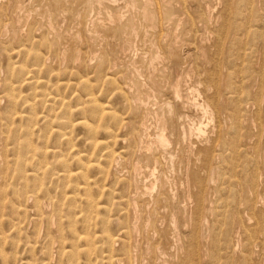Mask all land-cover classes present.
I'll list each match as a JSON object with an SVG mask.
<instances>
[{"label":"rangeland","instance_id":"1","mask_svg":"<svg viewBox=\"0 0 264 264\" xmlns=\"http://www.w3.org/2000/svg\"><path fill=\"white\" fill-rule=\"evenodd\" d=\"M2 1V3H4L3 1L4 0H1ZM1 1H0V6L1 5H3L2 3H1ZM41 1V2H40ZM45 1V2H44ZM48 1H50V0H20V3H19V1L17 0V2L16 3H14L13 5H11L10 6V9H5L4 7L2 8V9H0V15L2 14L3 15V13L5 14V13H9L11 16H15V17H13L15 20H17L19 17V19L20 20H18V21H16L17 22V24H16V22L15 23H11L12 25H10L9 24V27H8V30H9V28L10 29H12V31L11 30H9L8 31V34H7V36L5 37V38H7V39H5L4 38V36L3 37H0V98L2 99V98H4V100H1L0 99V116H2V118L3 117H5V118H3V120H1L0 121V125H4L3 126V131H4V134H6V135H4V136H2L1 135V133H0V146L2 145V147H0V149H2V150H0V151H2V152H0V179H1V183H0V190H1V192H0V264H7L6 262H8V264H10V262L12 261V263L11 264H69V262H71L70 264H86L87 262V264H101V263H103V262H105V264H108L109 262V264H111V263H113L114 261L113 260H115L116 262L119 260V262L118 263H113V264H127V262L128 261H130V259L128 258L129 256L128 255H126V253L124 252V248L122 247V240L124 239L125 240V237H126V234L127 233H129V230H123L124 229V224H126V222L128 221V220H126V216H124V214H125V210L123 209L122 211L120 210L119 212H118V210H116V209H118V207H117V204L116 203H118V202H120V200L122 199V200H126V198H125V196L127 195L126 193H127V191H126V189H125V180L126 179H128V175H130L129 177H131V174L132 173H129V172H132V169H133V166L135 165V163H137V161H139V165H140V170H142V171H139V175H137L138 177L137 178H135V180H134V184H136L137 185V188H138V192H139V194L141 193L140 191H142V193L139 195V196H137L138 197V200L139 199H141L142 201V203H139V204H143V205H145V207H143V208H145V209H143V208H140V207H138L137 208V211L135 212V214L132 212L130 215H129V217H130V227H135V228H137L136 230H138V231H135V232H133V231H131L130 230V238L128 237V239H126V242H131L132 243V245L133 244H136L137 243V246H138V248H137V246L136 245H134L133 246V249L134 248H136V249H139V246L140 245H142L140 248H142V249H139V251L137 252V251H135V253H133L134 252V250H136V249H132V256L134 255L135 257L134 258H136L137 260H136V262H135V259L134 258H132V264H146V262H151V261H153V257L154 256H156V258L158 257V254L157 253H155L156 252V249H154V248H157L158 247V245H169L168 243H166V241H165V239L164 238H162V234L164 235V234H166V232L165 233H163L165 230H166V228H167V225H169V223H170V221H179V223H181V225L178 223V229H177V232H179L180 231V233H182L181 235L182 236H187L188 234H189V232H190V228H192V225H191V222H192V218H194V215L191 213V212H193L194 213V211H195V203L193 202V204H192V201H193V199L194 198H192L191 199V191H189V186H188V188H187V186H185L184 187V185H188L187 184V179H186V181H185V178H187L188 177V174L190 175V173L191 172H197L199 169H200V167H201V169H204V171L202 170V174L201 173H197V176L201 179L200 181H204V184H205V181H206V184L208 183V181L206 180V179H208V173H207V171H205V170H207V167L209 166L208 165V163L206 162V161H203V162H199V164H198V162H196L194 159L197 157V155L198 154H201V156L202 155H204V153L202 154V152H205L211 145H212V141H213V139H214V134L211 132L212 130H211V128H213L212 126H210V128H209V124H211V122H210V119L207 117L206 118V116H208V115H206V113H204V108L203 107H200V105H197V106H199V107H197V106H195V107H193V106H189L188 104H184V105H187V107H185V108H188V109H185V108H179V111L181 112V114H184L185 116H187V117H190L191 116V119L193 120V121H190L191 119L190 118H188V119H190V120H188L189 121V125H187V123L188 122H185V126L187 127H193L194 129H198V127H200V126H202V127H200V129L202 130V133L201 134H199L196 130H193L192 131V134H191V136L193 135V137H190V138H193L194 140L192 141V139H190V141L191 142H193V143H190V144H184V145H179V146H181V147H179V146H176V145H172L171 147H173V146H175V147H173V148H171L170 147V151H171V149H172V152H175V154L174 155H176L177 154V157H182V158H180V161H182L183 160V162H184V165H182L183 163H180L181 164V166L179 165V167L177 168V166H176V168H174L173 170L172 169H169L170 167L172 168V164H171V162H169V163H167V161H169V160H167L168 159V156H165V155H162L163 153H162V151H160V152H157V147H153L154 146V144H153V142L152 143H150V142H148L147 143V149H145V154H144V157H145V155H147V154H152V151L154 152V153H157V154H159L160 156H163V158L164 159H161L160 158V162L162 161V163H165V164H160V165H164V166H161V169L162 168H165V173H167V175H168V179H165L166 178V176L167 175H164L165 173H162V171L160 172V173H162L163 174V177H164V179L163 180H166V181H162V176H160L161 174L160 173H157V177L158 176H160V177H158V180H157V182H155L156 183V185H155V188H160V182L162 181L163 182V186H165V184H166V187H164L165 188V190L167 191V193H169L170 194V198H171V201H169V203H167V204H162V202H163V200L162 199H160V203L162 204H160L159 203V205H161V207H158V204H154L155 206L157 205V207L155 208V206H153L152 205V203H154V202H151L150 201V195L149 194H143L144 192H143V189L142 188H144L145 187V181H147V183L149 182V183H151L152 182V180H154L151 176H149L150 174H151V171H152V168H153V165L151 164V166L149 165L148 166V163L147 164H145V161L142 163L141 162V159L142 158H144L142 155H143V153H144V151L141 153V154H139V157L137 156L138 154L137 153H135V155L133 154V150L131 149V148H129L128 146H129V144H128V142H129V136H128V130L127 129H122V128H119V127H117L116 125H117V123L115 124L114 123V121L112 120V118L113 117H117L118 119H121L122 120V124L123 125H127V123H128V125H132V122L134 123V125L138 122V121H140L141 119H142V114H141V112H139L140 110L139 109H137V107H134L133 108V110L132 111H130V110H128V108H127V105H125L124 103L125 102H121V101H123V100H125L126 98H125V96L122 94V92H118L119 90H118V87H123L124 88V83H126L125 85H127V87H131V83H132V87H131V89L129 90V92H130V94L132 95V97L134 98V97H136V99H140V102H143L144 100L143 99H146L145 101H148V102H150V100L152 101V103L154 104V103H156L155 101H159L160 99H159V97L158 96H155V94H163L164 93V91L166 92V93H164V94H167L169 91H168V89H170V87H171V84H172V82H173V80H174V76L176 75V74H180V72H179V70H178V72L179 73H175V69H174V67H173V64L172 63H174L175 62V60L174 59H176V58H178V57H180V55L182 54V53H184V52H187V50L189 49V48H191V45H189V44H192V43H190V42H193V38H195L194 39V42H193V44H195V45H193L192 44V47L195 49V50H190V51H192V53H194V51H195V53H196V55L198 56V58H196V57H194L197 61H200V62H198V65L200 64L201 66H200V68H204L205 67V65H202L203 63L204 64H206L208 61L209 62H211L212 60H210V59H213V58H215L216 57V59L218 58L220 61L222 60L223 62H221V63H219V65H218V68H217V70H219V71H221L223 74L222 75H224V73H225V69H233V68H235L233 65H232V60L230 61L231 63H229V61H228V58H227V56H228V54H232L231 52H235V53H237L238 52V50H239V46H238V43L236 42V41H229V40H227V39H225V41H224V45L221 47V48H219V47H217L216 45H215V37H214V35L213 34H211V31H209L208 30V28H211V30H214V29H221V22H222V20L221 19H217V18H219V16H217L218 14H220V10L219 9H216V7L217 8H220V9H223V7H221V6H224V4H223V0L222 1H220V0H209V3H208V5H210L211 7H213V10H214V13L216 14V13H218V14H216V16H214L215 14H213V16H212V21H211V23H210V25L209 26H211V27H209L208 26V28H207V30H205L204 29V26H203V24L202 23H200L199 24V22H196L195 24H194V26H189V24L188 23H186V22H188V21H186V14L183 12V10H182V5H180V3L178 4V1L177 0H173L172 2H171V7H174V4H176L175 6V8H171V10H170V13L172 14L171 15V17H170V21L168 20V18L167 17H163V14H162V16H161V19L163 18V20H161V23H162V30L160 29V30H158L157 28L158 27H156V26H154L153 27V25L150 23V22H146L145 21V23H148V24H150V25H146V24H144V21H142L141 20V18H140V16H139V9H136V11L137 12H134L133 13V11H135V8H133V10L132 9H130L129 10V8H128V10H125L124 8L122 9H120L118 12H113V13H111V9H109V10H106V9H104V8H101V9H103L102 11H101V9H95L94 11H95V13L96 14H98V15H96L95 13H93L92 12V14H93V16H92V14L89 16V17H87V21L88 22H90V23H88V22H86V20L84 21V19H86V18H84V16L83 15H81V14H79L80 12H78V2L77 1H74V2H72V4H69L70 6L68 7V4H64V3H62L61 4V6L60 7H58L59 5H57V6H55V5H53V4H51L50 2H52V0L50 1V2H48ZM176 1V2H175ZM207 1V0H206ZM214 1V2H213ZM219 1V2H218ZM30 2H32L33 3V6H31V3ZM36 2V3H35ZM48 2V3H47ZM76 2H77V5H76ZM208 2V1H207ZM213 2V3H212ZM220 2H221V5H220ZM19 3V4H18ZM39 3H42V4H39ZM43 3H46V5H44ZM174 3V4H173ZM17 4V5H16ZM24 4V5H23ZM28 4V5H27ZM39 4V6H37ZM50 4V5H49ZM218 4V5H217ZM37 7H36V6ZM44 5V6H43ZM64 5H66V6H64ZM179 5V6H178ZM215 5V6H214ZM18 6V7H17ZM20 6H22V8L20 7ZM27 6V7H26ZM29 6V7H28ZM51 6H52V9H51ZM74 6H75V9H74ZM14 7V8H13ZM40 7V8H39ZM41 7H43V8H41ZM48 7V8H47ZM57 7V8H56ZM64 9H63V8ZM15 10L14 12L16 13V14H12V13H14L13 12V9ZM17 8H20V9H17ZM24 8V9H23ZM26 8V9H25ZM34 9V14L35 13H37V16H36V14L34 15V14H31L30 12H31V9ZM39 8V9H38ZM60 8H62V9H60ZM17 9V10H16ZM30 10V12L28 11V10ZM45 10V9H47V10H45V11H42V10ZM77 9V10H76ZM173 9H175V10H173ZM181 10L180 11V13H179V11L178 10ZM215 9L218 11H215ZM2 10H4L5 12H3ZM10 10V11H9ZM27 10V12H25ZM49 10V11H48ZM51 10V11H50ZM56 10H57V12L59 13V11L61 10L62 11V14H61V12L58 14L57 12H56ZM71 10V11H70ZM75 10V11H74ZM7 11V12H6ZM9 11V12H8ZM17 11H19V13L17 12ZM20 11H21V13H20ZM44 13V15L43 16H45V14H46V18H43V16H42V12ZM48 11V12H47ZM52 11L54 12H56L57 14H55V16H56V18H57V20L54 18L55 16H54V14H51L52 13ZM65 11V12H64ZM77 11V12H76ZM101 11V12H100ZM187 11V14H188V12H189V14H191L192 13V11L190 10V9H188V10H186ZM190 11H191V13H190ZM30 13V15H29V13ZM33 12V11H32ZM46 12V13H45ZM64 12V13H63ZM74 12H75V14H77L76 16H73V15H75L74 14ZM101 14H100V13ZM106 12H110V14L115 18L116 17V21L112 24V23H109V24H107V25H105L106 27H105V29H104V31L105 30H107V32L106 33H104V31L103 32H100V33H95V31L97 30L96 28L95 29H93V28H91L92 26L93 27H95L94 26V23H92L91 24V21L92 20H96V21H102L103 23H108V21H106V19H107V13ZM123 12H125L124 14H123ZM174 12V13H173ZM177 12V13H176ZM184 14H183V13ZM28 13V14H27ZM39 13H40V15L42 16V19L41 18H39V17H41V16H39ZM48 13V14H47ZM71 13V14H70ZM91 13V12H90ZM117 13V14H116ZM118 13H120V14H118ZM182 13V14H181ZM20 14V15H19ZM60 14H61V16H60ZM68 14V15H67ZM99 14L101 15V16H106V17H101V16H99ZM105 14V15H104ZM167 14H169V13H167ZM174 14V15H173ZM180 14V15H179ZM17 15H18V17H17ZM32 15H33V17L35 18V17H38V18H36V19H34V18H31L30 19V17H32ZM49 15V16H48ZM54 17H53V16ZM58 15H59V17H58ZM64 15H66V18H64ZM116 15H118V16H116ZM123 15L125 16V17H123ZM181 16L182 17V19H181V17H177V16ZM21 16H23V17H21ZM62 16H63V18H62ZM78 16H79V18L80 17H82V18H80V19H77L78 18ZM94 16H97V17H94ZM130 18H129V17ZM17 17V18H16ZM93 17V18H92ZM98 17L100 18V19H98ZM118 17V18H117ZM123 17V18H122ZM174 17H177V18H174ZM184 17V18H183ZM69 18H70V20H69ZM90 18H92V19H90ZM129 19V21L131 20V19H133V20H131V21H134L136 18H137V20L138 21H141V22H138L137 20H135V21H137V23H139V24H137L135 21V23L134 22H128L127 21V19ZM213 18H215V19H213ZM24 21H23V20ZM47 21H46V20ZM53 19V22L51 23V20ZM60 19H62L63 21H65V22H63V21H61ZM123 19V20H122ZM167 19V20H166ZM173 19V20H172ZM176 21H175V20ZM179 19H181V20H179ZM34 21L33 23H34V26H32V24L30 23H28V21ZM56 20V21H55ZM73 20V21H72ZM126 21V23H125V21ZM183 20H185V21H183ZM221 20V21H220ZM39 23V24H37V22ZM42 21V23H43V21L45 22V26H44V24L42 25V23H40V22ZM49 21V23H47ZM68 21V22H67ZM79 21H81V22H79ZM84 21V22H83ZM165 23H164V22ZM26 22V23H25ZM73 22V23H72ZM86 22V23H85ZM177 22V23H176ZM214 22H216L215 24H213ZM35 23H36V26H35ZM47 23V24H46ZM65 23V24H64ZM118 25H116V24ZM119 23H120V25L121 26H119ZM133 23V24H132ZM172 23H173V25H176L177 24V26H172ZM180 23H183V24H181V25H179ZM23 24V25H22ZM26 24V25H25ZM40 24H41V26H40ZM48 24H49V27H48ZM64 25V27H63V25ZM73 24H74V26H73ZM83 26H82V25ZM88 24H91L92 26L90 27V25H88ZM134 25V24H136V25H134V26H132V25ZM170 24V26H172L171 28H170V26H168ZM200 26H202V27H199V25ZM18 25V26H17ZM47 25V26H46ZM66 25H68L69 26V28L67 27H65ZM76 25V26H75ZM86 25H87V27H86ZM131 27H130V26ZM146 25V27L144 28V26ZM197 25V26H196ZM213 25H215V26H217V27H214ZM11 26H13V27H11ZM21 26H22V28H21ZM29 26V27H28ZM30 26H32V27H30ZM43 26V28H41ZM71 26V27H70ZM81 26V27H80ZM111 26H114V27H111ZM121 27V29H119V28H117V27ZM132 28V30H130L129 29V32H131L130 34H129V32H127L128 30H127V28ZM140 26L141 27H143L142 29L140 28ZM147 26H148V28H147ZM183 26L185 27L184 29H183ZM17 29H16V28ZM34 27V28H33ZM50 29V30H48V28ZM51 27V28H50ZM53 27H56V29L55 28H53ZM57 27L59 28L58 29V31L59 32H57ZM73 27V28H72ZM78 27V28H77ZM109 27H110V30H109ZM116 27V28H115ZM167 27V28H166ZM177 27V28H176ZM188 27V28H187ZM189 27H192V28H190V30H189ZM195 27V28H194ZM197 27V28H196ZM28 28V29H27ZM33 28V29H32ZM46 28V30H44ZM72 28V29H71ZM75 28V29H74ZM84 28V29H83ZM86 28V29H85ZM112 28V29H111ZM114 28H115V30H114ZM137 28H139V30L137 29ZM148 30H147V29ZM151 28V29H150ZM186 28H187V30H186ZM199 28V29H198ZM200 28H202V31H201V29ZM213 28V29H212ZM39 29H40V31H39ZM43 29V30H42ZM52 29V30H51ZM60 29L62 30V33H61V31H60ZM73 29H74V31H73ZM77 29V30H76ZM82 29V30H81ZM137 30V32L135 31V30ZM144 29H146L147 31H145ZM169 29V30H168ZM174 29V30H173ZM178 29V30H177ZM196 29H198V31L196 30ZM20 30V31H19ZM42 30V31H41ZM47 30L50 32V33H48L47 32ZM65 30L67 31V32H65ZM70 30V31H69ZM76 30V31H75ZM84 30H85V32H86V30L89 32V34H88V32L87 33H85L84 32ZM113 30H114V32H113ZM119 30V31H118ZM120 30H125V31H123V32H120ZM167 30V31H166ZM170 30H172V32L170 33ZM184 30V31H183ZM195 32H194V31ZM218 30H215V31H218ZM17 32V34H16V32ZM22 31V32H21ZM25 31H30L31 32V36H37L36 38H32L31 36H30V38L26 35V33L28 34V32H25ZM37 31V32H36ZM52 31V32H51ZM78 31V32H77ZM82 31V32H81ZM132 31H134L133 33H135L134 35H136L137 34V36H134V35H131V34H133L132 33ZM139 31V32H138ZM140 31H145L144 33L143 32H140ZM153 31H155V32H153ZM160 31V32H159ZM174 31V32H173ZM178 33H180V35L182 36V38H185V39H179V37H180V35L179 34H177L176 32ZM190 31V32H189ZM191 31H193V32H191ZM204 31V32H203ZM22 33L21 35H20V33ZM25 32V33H24ZM40 32V33H39ZM63 32H64V34H63ZM70 32V33H69ZM72 32V33H71ZM91 32H94V34H92ZM127 32L128 34H125V33ZM147 32H149V33H147ZM164 34H166V35H164ZM199 32H203V33H200L199 34ZM208 32V33H207ZM209 32H210V34L211 35H213V36H211L210 34H209ZM11 33V34H10ZM15 34V37L16 38H12V36ZM39 33V35H37V34ZM44 33H46V34H44ZM47 33H48V35H47ZM51 33H53V34H51ZM58 33V34H57ZM69 33V34H68ZM74 33H78V34H74ZM80 33L82 34V35H80ZM105 35H103V34ZM117 33V35H115L114 36V34H116ZM121 33H123V34H121ZM150 33L151 34H154V35H150ZM172 33H174V34H172ZM191 33H192V35H191ZM208 34V36H207V34ZM54 34H55V36H54ZM61 34H63V35H65V37L63 36V35H61ZM73 36H72V35ZM86 34L87 35H92V37H94V38H92L93 40V42H95L97 45H98V47L97 46H95L96 44H93L92 42H90V46H92L93 48H94V50H96V53L94 54V58H92L93 60H90V62H89V64L88 65H92L93 67V69L94 70H92V68L89 66L88 68H82V66L80 65L79 66V64H81V63H78L79 61L81 62V60H80V58L76 61L75 60V55H77L76 53L78 52V54L79 53H81V52H83V50H84V46H85V43H84V38L86 37ZM101 34V35H100ZM110 34H111V36H110ZM138 34H144L143 36H141V35H138ZM176 34V36H173V35H175ZM194 34H197L198 35V37L196 36V35H194ZM203 34V35H202ZM23 35V36H22ZM41 35V36H40ZM44 35H46V36H44ZM53 35V36H52ZM57 35H60V36H58L59 38H62V40L61 39H56L55 37H57ZM70 35V36H69ZM76 36V38H75V36ZM77 35L79 36L78 37V39H77ZM95 35L97 36V35H99V36H97L96 38H95ZM120 35V36H119ZM165 37V38H163V36ZM171 36V37H169V36ZM186 35V36H185ZM211 37H210V36ZM19 36H22V37H24V38H22V37H19ZM27 36V37H26ZM61 36H63V37H61ZM66 36L67 37H70V40H69V38H67L66 39ZM104 36V37H103ZM107 36V37H106ZM125 36V37H124ZM128 36H130V39H135L134 41H132V40H128L127 41V39H129L128 38ZM138 36H140V37H138ZM148 37V39H147V37ZM168 36V37H167ZM179 36V37H178ZM184 36V37H183ZM188 36V37H187ZM189 36H191V37H189ZM202 36V37H201ZM206 36H207V38H206ZM40 37V38H39ZM46 37V38H45ZM51 37H53V40L54 41H52V40H50V38ZM57 37V38H58ZM72 37V38H71ZM73 37H74V39H73ZM111 37V39H113V40H109V38ZM118 37H120V38H118ZM135 37V38H134ZM143 37H145L144 39H146L145 40V42H150V43H145L146 45L144 46V48L146 49H144L143 48V46H140V44L142 45V42H143ZM155 39V45H154V43H152V42H154V41H152V40H154L153 38ZM173 37H174V40H171V39H173ZM187 37V38H186ZM205 37V38H204ZM29 38V39H28ZM32 38V40H30ZM37 38H39V39H37ZM63 38H65V39H63ZM80 38V39H79ZM115 38H117V39H115ZM138 38V39H137ZM158 38L161 40V42L158 40ZM168 38H170L169 40H171V41H174L173 43H171V45L172 46H174V48H175V46H176V48L174 49V50H176V51H174V52H176L175 54H174V57H173V55L171 54H169V52H167V49H168V47L167 46H165L164 44H166L167 42H170L169 40H168ZM188 38H190V39H188ZM213 38V39H212ZM11 39H13V40H11ZM18 39H19V43L17 42L18 41ZM28 39V40H27ZM52 39V38H51ZM76 39H77V41L78 42H75L76 41ZM97 39V41H95ZM98 39H100V40H98ZM119 39H121V40H119ZM125 39V40H124ZM140 39V40H139ZM158 41H157V40ZM168 41H167V40ZM203 41H202V40ZM205 39V40H204ZM208 39H210L209 41H212V42H209L208 41ZM6 41L5 43L3 42V41ZM17 40V41H16ZM40 40V41H39ZM61 40V41H60ZM65 40H68L67 42L65 41ZM71 40L75 43V45H74V43L73 42H71ZM83 40V41H82ZM106 40H108V42L106 43ZM164 40H166V41H164ZM176 40H178L177 41V43L178 44H176L175 45V41ZM179 40H186V41H189V42H180ZM197 40V41H196ZM1 41H2V43H1ZM8 41H9V44H8ZM17 43H16V42ZM25 41V42H24ZM27 41V42H26ZM36 41H37V43H36ZM46 41H47V43H46ZM59 41V42H58ZM82 41V42H81ZM98 41H101L100 43L101 44H99L98 43ZM103 41L105 42V43H103ZM114 41V42H113ZM116 41V42H115ZM118 41V42H117ZM124 41V42H123ZM135 41H139V42H135ZM142 41V42H141ZM196 41V42H195ZM200 41H202L201 43H204V44H199V42ZM205 41H207V42H205ZM15 42V43H14ZM36 44H35V43ZM110 42V43H109ZM111 42H112V44H114L115 46H121L122 48H120V47H118V48H120V49H117L116 47L114 48L113 46H111V48H110V45H112L111 44ZM121 42L123 43V44H125V42H126V45L129 47L130 46V49L132 50H130L129 48H127V47H125L126 45H122L121 44ZM164 42H166V43H164ZM23 43H25V44H23ZM39 43V44H38ZM70 43H71V45H70ZM78 43V44H77ZM81 43L82 44H84V45H81ZM110 45H109V44ZM116 43V44H115ZM131 43L133 44L132 46H133V48H132V46H131ZM138 43V44H137ZM186 43V44H185ZM187 43H189V44H187ZM198 43V44H197ZM210 43V44H209ZM14 44H18V45H14ZM23 44V45H22ZM31 44V45H30ZM41 44V45H40ZM42 44H43V46H44V48H42L43 46H42ZM45 44V45H44ZM54 44H55V46H54ZM60 44H61V46H60ZM91 44H93V45H91ZM105 44H108V45H105ZM130 44V45H129ZM148 44H151V45H148ZM160 44V45H159ZM180 44V45H179ZM181 44H183V45H181ZM185 44V45H184ZM206 44V45H205ZM210 45H212V47H210L211 49H208L209 48V46ZM229 44H232V45H229ZM15 46L14 48L12 47V46ZM34 45V46H33ZM37 45H40L41 46V48H39ZM58 45V46H57ZM66 45H68V47L69 48H67V46ZM73 45H74V47H73ZM80 45L82 46V47H80ZM134 45H135V47H134ZM139 45V46H138ZM178 45V46H177ZM197 45V46H196ZM207 46L208 48L207 49H205V48H203L204 46ZM229 45V46H228ZM5 46V47H4ZM6 46H8V48L6 47ZM17 46V47H16ZM20 46V47H19ZM53 46V47H52ZM56 46H57V48H56ZM100 46H102V47H100ZM109 46V47H108ZM138 47V49L140 50V52L138 53V49H136L137 47ZM152 46H155V47H153V48H151ZM179 46H181L180 48H179ZM227 46V47H226ZM23 47H24V49H23ZM35 47V48H34ZM60 47V48H59ZM61 47H62V49H61ZM72 49H71V48ZM78 49H77V48ZM108 49H107V48ZM141 49H140V48ZM163 47H165V48H163ZM188 47V48H187ZM196 47V48H195ZM3 48V49H2ZM8 49V51H7V49ZM11 48H13V49H11ZM15 48L17 49V50H15ZM18 48H19V50H18ZM26 48H27V50H26ZM55 48H56V50H55ZM65 48V49H64ZM66 48H67V50H66ZM102 48V50L100 51L99 49H101ZM103 48H105V49H103ZM127 48V49H126ZM134 48H135V50H134ZM149 48V49H148ZM157 48V49H156ZM213 48H215V49H213ZM228 48H230V49H228ZM238 48V49H237ZM4 49H6V50H4ZM35 49V50H34ZM40 49H41V52H40ZM43 49L45 50V52L43 51ZM58 49L60 50L59 52H58ZM64 49V50H63ZM69 49V50H68ZM74 49V50H73ZM78 50L77 52H75L76 50ZM79 49H81V51L79 52ZM98 49V50H97ZM115 49H117V50H115ZM124 49H126V52H129V54L130 55H128V53H124ZM128 49H129V51H128ZM142 49H144V50H142ZM164 49H166V51L164 50ZM183 49V50H182ZM197 49V50H196ZM204 49V50H203ZM12 51V52H10V51ZM38 50V51H37ZM50 50V51H49ZM72 50L74 51L73 53H71L72 52ZM108 50V51H107ZM113 50H115L116 51V53H118L119 52V50H122L121 52H119L118 54H116V53H114L113 52ZM149 50V51H148ZM152 50V51H151ZM161 50V52H159ZM179 50V51H178ZM201 50V51H200ZM208 50V52H210V54H208L206 51ZM226 50V51H225ZM5 51V52H4ZM7 51V52H6ZM16 51H18V52H16ZM20 51H22V52H20ZM27 51V52H26ZM38 52V53H34V52ZM47 51H48V53H47ZM52 51V52H51ZM56 51V52H55ZM65 51H67L68 53L70 52V54H67V52H66V55H65ZM86 51V49L84 50V52ZM98 51V52H97ZM102 54H104V55H101V53ZM102 51H104V52H102ZM131 51V52H130ZM147 53H146V52ZM153 51H154V53H153ZM23 52H25V53H27L26 54V56L24 57V54L25 53H23ZM50 52V53H49ZM62 52V53H61ZM83 52V53H84ZM135 52H137V53H135ZM148 52H150V53H148ZM156 52V53H155ZM165 52H166V54H165ZM226 52V53H225ZM18 53V54H17ZM22 53H23V55H22ZM48 55H47V54ZM58 54V56H57V54ZM99 53V54H98ZM106 53H107V55H109V56H106ZM113 53V54H112ZM121 53H123V54H121ZM132 53H135V54H132ZM144 53V58H142L141 56H142V54ZM153 55H152V54ZM168 53V54H167ZM203 53H204V55H203ZM234 53V54H235ZM31 54L33 55V56H35V57H37V60H34V59H36V58H34L33 56H31ZM36 54V55H35ZM41 54V55H40ZM43 54V55H42ZM44 54H45V56H44ZM62 54V55H61ZM115 54H116V56H115ZM155 54V55H154ZM156 54H158V55H156ZM160 54V55H159ZM201 54V55H200ZM207 54H208V56H207ZM217 54V55H216ZM18 55H20V56H18ZM22 55V56H21ZM47 55V56H46ZM49 55H53L52 57L53 58H55V59H57V60H55V59H52L51 58V56L50 57H48ZM68 55V56H67ZM72 55H74V56H72ZM96 55V56H95ZM97 55H99V59L98 58H96V57H98ZM112 57H111V56ZM120 55V56H119ZM121 55H122V59L120 60V59H118V58H116V57H118L119 56V58H121ZM124 55H128V57L127 56H125L124 57ZM133 55V56H132ZM139 55H141V56H139ZM166 55H169L168 57L166 56ZM176 55H178V56H176ZM226 55V56H225ZM43 58H41V57ZM57 58H56V57ZM66 56H67V58H66ZM151 56H153V58L155 59L156 58V60H154V59H152L151 58ZM155 56V57H154ZM157 56H158V58H157ZM160 56V57H159ZM164 56V57H163ZM204 56V57H203ZM40 57V58H39ZM65 57V58H64ZM70 57V58H69ZM73 57V58H72ZM101 57H111L110 59H106V58H104V59H106L107 61H105L104 59H102ZM124 57V58H123ZM206 57H209V58H206ZM212 57V58H211ZM252 57H253V60H251L252 59ZM22 58H24V59H22ZM61 58V59H60ZM96 58V59H95ZM102 59V61L100 62V60ZM115 58V59H114ZM136 58H140V59H143V60H138V61H135L136 60ZM149 58H151L150 60H149ZM164 58V59H163ZM168 58H171V59H169V61H167L168 60ZM42 59V60H41ZM50 59H52L51 61H49ZM60 59V60H59ZM63 59V60H62ZM65 59V60H64ZM68 59V60H67ZM71 59H73V61L71 60ZM112 59H113V61H112ZM132 59V60H131ZM134 59V60H133ZM157 59H159L158 60V62L160 61V63H159V65L157 64L158 62H156L157 61ZM166 59V60H165ZM202 59H204V60H202ZM208 59V60H207ZM226 59V60H225ZM229 59H232V58H229ZM23 60H24V62H23ZM55 60V61H54ZM66 60L67 61H69L70 60V62H66ZM95 60H97L98 62H96ZM124 60V61H123ZM130 60L131 62H129V63H131V64H129V63H126V62H128V61ZM145 60V61H144ZM146 60H148V63L146 62ZM163 60H165V61H163ZM172 60V61H171ZM226 62H225V61ZM53 61H54V63H53ZM62 61V62H61ZM103 61H105V62H103ZM115 61V62H114ZM122 61V62H121ZM126 61V62H125ZM139 61H140V63H139ZM166 61L169 63L168 65H167V63H166ZM205 61V62H204ZM50 62V64H48ZM65 62V64H63ZM77 62V63H76ZM99 62H100V64H99ZM111 62V63H110ZM121 64H120V63ZM138 62V63H137ZM146 62V63H145ZM153 62V64H150V63H152ZM255 62V64L257 63V61H256V57H255V54L253 55H251L250 56V58L247 56V64H245L244 66V71L245 72H248V70H249V73H251V74H253L254 72H255V64H252V63H254ZM62 63V64H61ZM107 63H110L109 64V66L107 67ZM113 63H115V67L116 68H118V67H121V68H123L122 70H125L126 71V73L128 72V74L126 75V73H125V71H122V70H120V68L118 69V70H120V71H118L116 68H114V67H112V69L110 70V68L109 67H111V66H113V65H111V64H113ZM72 64V65H71ZM94 64V65H93ZM118 64H120V66L118 65ZM124 66H123V65ZM127 64H129L130 66H128ZM133 64H134V67L136 68H134V67H131V65L133 66ZM148 64H150V66L148 65ZM172 64V65H171ZM226 64L227 65V67H225L224 65ZM229 64H231V65H229ZM12 65H14V66H12ZM52 65V66H51ZM54 65V66H53ZM62 65H64V66H62ZM70 65V66H69ZM74 65H75V67H74ZM76 65H77V67H76ZM98 65H104L103 67H104V69H102L103 67L102 66H98ZM135 65H137V66H135ZM145 66V68H144V66ZM155 65V66H154ZM164 65V66H163ZM212 65H214V64H212ZM223 65V66H222ZM254 65V66H253ZM10 66V67H9ZM25 66V67H24ZM41 66V67H40ZM43 66V67H42ZM59 66V67H58ZM62 66V67H61ZM71 67V69L69 68V67ZM98 66V67H97ZM143 68H142V67ZM147 66V67H146ZM152 66H154V67H152ZM168 66V68H165V67H167ZM173 68H172V67ZM208 66V65H207ZM210 66V65H209ZM19 67H22V68H24V69H26V76H25V74H22V76H21V74L17 71L18 70V68ZM127 67H130V68H127ZM149 67V68H148ZM152 67V68H151ZM160 68V69H157V68ZM164 67V68H163ZM199 67V66H198ZM211 67V66H210ZM210 67H208L207 69H210L211 70V68ZM47 68V69H46ZM51 70H50V69ZM56 68V69H55ZM95 68H97V70L99 71L97 74H96V69ZM109 68V69H108ZM139 68V69H138ZM153 68H155V70H154V72L152 71V69ZM52 69H53V71H52ZM54 69H55V71L56 72H54ZM66 69V70H65ZM67 69H69L68 71H67ZM86 69H88V70H92V72L91 71H89L88 73H93V71H94V73L93 74H91V75H88V73H87V71L88 70H86ZM101 69V70H100ZM131 70V72L130 71H127V70ZM132 69H133V71H132ZM148 69L150 70L149 72H151V73H149L148 72ZM167 69H169V70H167ZM12 70V71H11ZM61 70V71H60ZM78 70V72H82V74H81V72L80 73H78V72H76V71ZM107 70H108V73H107ZM115 70V71H114ZM118 72H117V71ZM134 70H138V72H134ZM140 70H143V71H140ZM156 70H157V73H158V71H159V74L160 75H163V73H164V75H163V79H161L162 78V76H160V75H158V74H156ZM160 70H161V72H160ZM174 70V71H173ZM16 71H17V73H16ZM45 71H46V73H45ZM48 71V72H47ZM52 71V72H51ZM111 71H113V72H117L116 74L115 73H112ZM59 72V73H58ZM85 72H86V74H85ZM130 72V73H129ZM143 72V73H142ZM146 72H148L147 73V75H145L146 74ZM163 72V73H162ZM171 72V73H170ZM174 72V73H173ZM49 73H51V74H49ZM55 73V74H54ZM58 73V74H57ZM61 73H62V75H61ZM69 73V74H68ZM74 73H75V75H74ZM78 73V74H77ZM155 73V74H154ZM162 73V74H161ZM16 74H17V76H16ZM73 74V75H72ZM83 74H84V76H83ZM111 76H110V75ZM126 76H125V75ZM131 74V75H130ZM132 74H134V75H132ZM136 74V75H135ZM146 76H144V75ZM169 74V75H168ZM33 75V76H32ZM63 77H61V76ZM116 75V76H115ZM142 76V78H141V76ZM156 75V76H155ZM16 76V77H15ZM31 76V77H30ZM67 76V77H66ZM76 76V79H78V80H76L74 77ZM80 77V78H77V77ZM86 76V78L84 79V77ZM89 76V77H88ZM105 76H106V78H105ZM114 76V77H113ZM129 76V77H128ZM131 76V77H130ZM136 76V77H135ZM149 76H151L150 78H149ZM160 76V77H159ZM37 77V78H36ZM46 77V78H45ZM88 77V78H87ZM111 78L112 79V82H111V79H109V78ZM123 77V78H122ZM128 77V78H127ZM132 77H135V78H132ZM140 77V78H139ZM155 77H158V78H155ZM169 77H170V79H171V81H170V79H169ZM183 77H185V76H183ZM34 78V79H33ZM38 80V82H40V84H42V86H37L36 87V89H35V91H38V92H40V91H42V93H46V94H50L51 93V97H53L54 99H55V101H50V98L49 97H44L43 99H44V101H46V102H43V103H39V106L37 105V106H35L33 109H30V108H28V107H26L25 105H22V103L20 102V100H18L20 103H18V106L16 107L17 109H18V111H17V109H15V113H16V116H15V114H14V116H13V110L12 109H10V105L8 104L9 102L6 100L7 99V91H5L6 90V88H5V85L6 84H9V83H13L14 85H19L21 88H20V96L22 97V98H30L31 97V94H30V92L32 93L33 92V89H32V87L33 86H31V82L32 81H34V80H36V79ZM53 78V79H52ZM66 80H65V79ZM94 78V79H93ZM113 78H115V79H113ZM117 78H119L120 80H118L117 82L115 81V80H117ZM125 78H126V81H125ZM130 78V79H129ZM139 78V80H135V79H138ZM149 79L148 81L149 82H151V83H153V85L151 84V83H148L147 81H146V79ZM8 79V80H7ZM17 79H18V81H17ZM25 79H30L29 81H27V80H25ZM40 79H43V81H41ZM52 81H51V80ZM55 79H56V81H55ZM58 79V80H57ZM61 79H63V80H61ZM76 80L75 81V83L76 84H74V81H72V82H70L71 80ZM81 79V80H80ZM142 79V80H141ZM156 79H160V80H162V82L160 81V80H156ZM193 79H195L196 81L198 80V82H196L195 80H193ZM80 80V81H79ZM91 80H92V82H91ZM125 81V82H123V81ZM153 80V81H152ZM7 81V82H6ZM51 81V82H50ZM58 81H60V82H58ZM61 81L62 82H64L65 81V84L64 83H61ZM114 81V82H113ZM119 81L121 82V84L122 85H120L119 84ZM127 81L128 82H130L131 81V83H129L130 84V86H129V84L127 83ZM137 81V83H134V82H136ZM157 81H159L160 83L159 84H161L160 86H157L158 85V83H155V82H157ZM164 81H165V83H167V84H165L164 83ZM168 81H170V85H168L169 84V82ZM184 81H185V83H186V85H183V84H185L184 83ZM186 81H188V83L186 82ZM194 82V84L192 83V82ZM202 81H204V79H203V77L202 78H195V77H192L191 79H190V81H189V79H183V82L181 83V85L180 86H182V87H180V88H182V90H198V91H204L205 90V88L206 87H209L208 86V84L204 81V82H202ZM19 82V83H18ZM20 82H21V84H20ZM43 82V83H42ZM57 82V83H56ZM111 82V83H110ZM138 82L139 83H142V85L143 86H145L146 85V87L150 84V89L147 87H142V86H139V88L138 87H136L137 86V84H138ZM251 82V81H250ZM18 83V84H17ZM53 84L54 85V83H55V85L54 86H52L51 84ZM67 83V84H66ZM79 83H80V85H79ZM84 83V84H83ZM86 83H87V85H86ZM110 83V84H109ZM114 83V84H113ZM117 83V84H116ZM134 83V84H133ZM164 83V84H163ZM191 83V84H190ZM28 84V85H27ZM72 84V85H71ZM136 84V85H135ZM70 85L72 86V88L70 87ZM76 85V87H74ZM117 85H120V86H117ZM165 85V86H164ZM189 85V86H188ZM190 85H192V86H190ZM200 85V88L202 87V85H204L203 87H202V90L198 87ZM253 85V84H252ZM252 85H251V83L249 84L248 83V85L247 86H249L247 89H251L252 88ZM29 86V87H28ZM58 86V87H57ZM62 86V87H61ZM84 86H86V87H84ZM88 86H90V88H88ZM151 86H156V87H160L159 88V90H161V92L160 91H157L158 90V88H155V87H152L151 88ZM167 86V87H166ZM185 86H187L186 88H185ZM223 86V85H222ZM45 88L44 90L45 91H43L42 90V88ZM52 87V88H51ZM60 87V88H59ZM84 87V88H83ZM97 87V88H96ZM98 87H101V88H99L100 90H99V92L102 90V92H97V90H98ZM142 87V89H141V91H143V92H141V91H139L138 92V90H140V88ZM193 87H195V88H193ZM198 87V88H197ZM40 88H41V90H40ZM64 90H63V89ZM66 88V89H65ZM82 88V89H81ZM91 88H94V90H92ZM135 88H137L136 90H135ZM147 90H146V89ZM154 88V89H153ZM165 88V90H162V89H164ZM179 88V89H180ZM224 88V87H223ZM227 88V87H226ZM28 89H30V90H28ZM68 89V90H67ZM70 89V90H69ZM72 89V90H71ZM211 89V90H210ZM49 90V91H48ZM89 90V91H88ZM146 90V91H145ZM150 90H151V92H153L152 94H151V92H150ZM155 90V91H154ZM181 90V91H182ZM209 91L206 93V94H202V93H205V91L204 92H202L199 96H194V94L193 95H190L189 96V98H190V102L191 101H193V99L197 102V103H201L202 104V101L206 98V97H204V96H206V95H208V94H212L213 93V89L210 87L209 89H208ZM68 91V92H67ZM93 91H95V92H93ZM126 91V90H125ZM135 91V92H134ZM149 91V92H148ZM158 92V93H155V92ZM163 91V92H162ZM211 91V92H210ZM225 91H226V93L222 90V88H221V92H220V95L221 94H223L222 96H223V98H225L226 96L224 95V94H227V92H228V88L227 89H225ZM78 92V93H77ZM81 92V93H80ZM83 92H84V94H83ZM127 92V91H126ZM134 94H133V93ZM145 92V93H144ZM222 92H224V93H222ZM6 93V94H5ZM24 95H23V94ZM54 93V94H53ZM62 93V94H61ZM69 93V94H68ZM111 93L114 95V96H116V98L117 99H115L114 98V100H113V98L112 97H114L113 95L111 96ZM140 95H142V96H138L139 94ZM143 93V94H142ZM148 93H150V94H148ZM5 94V95H4ZM53 94V95H52ZM59 94H61V96L59 95ZM67 94V95H66ZM94 94H97V96L96 95H94ZM105 94V95H104ZM135 94H137V95H135ZM145 94V95H144ZM149 96H148V95ZM154 94V95H153ZM182 94L184 95L185 94V92H183L182 91ZM3 95V96H2ZM57 95V96H56ZM69 95V96H68ZM90 95H93V98H95V100H96V103H97V105L98 106H100L101 108V110L97 113V115H98V118L96 119V120H93L92 118H91V116L90 115H88V112H85L84 113V110L85 109H87L86 111H90V108H91V105H86V102H87V100L90 98ZM109 95V96H108ZM135 95V96H134ZM79 96V97H78ZM145 96V97H144ZM154 97V99H153V97ZM191 96H192V100H191ZM98 97V98H97ZM137 97H139V98H137ZM147 97H149V98H151V99H149V98H147ZM155 97H157L156 99H155ZM66 98V99H65ZM110 98V99H109ZM124 98V99H123ZM196 98V99H195ZM158 99V100H157ZM197 99H199V100H197ZM203 99V100H202ZM38 100V99H37ZM61 100V102H59ZM63 100V101H62ZM105 100H107L106 102H105V104H104V101ZM155 100V101H154ZM103 101V103L101 104V102ZM144 101V102H145ZM154 101V102H153ZM181 101H183V103H184V96H182V98H181ZM81 102L83 103V107H81L80 106V104H81ZM119 102V103H118ZM98 103H100V104H98ZM114 103V104H113ZM121 103V104H120ZM151 103V102H150ZM68 104V105H67ZM219 104H221L220 106H223L224 107V105H223V103H219ZM20 105V106H19ZM52 105H54L55 107H53ZM66 105V106H65ZM73 105V106H72ZM48 106V107H47ZM56 106H57V108H56ZM69 106V107H68ZM79 106V107H78ZM114 106V107H113ZM220 106L218 105L217 107L218 108H220ZM20 107H22L21 108V110L19 109ZM42 107V108H41ZM66 107H67V109H66ZM87 107V108H86ZM223 107H221V108H223ZM40 108V109H39ZM47 108V109H46ZM89 108V109H88ZM122 108H124V109H122ZM154 108H155V110H154ZM189 108H191V109H189ZM192 108H194V109H192ZM202 108V109H201ZM29 109V110H28ZM34 109H36V110H34ZM37 109H38V111H37ZM134 109H137L136 111H134ZM184 109H185V111H184ZM201 109V110H200ZM209 109H211L209 112H211V111H214L215 110V107H210ZM12 110V111H11ZM34 110V111H33ZM50 112H49V111ZM51 110H52V112H51ZM150 110H152V112L151 111H147V115L145 116V118H149L150 120L149 121H147V124L150 126V128H153L152 129V131L155 129V124L154 123H156V121H157V119H156V117L157 118H160L161 116H164V117H166L165 115H163V113H161L160 111L158 112V110L156 109V107H152L151 105H150ZM188 110V111H187ZM196 110V111H195ZM17 111V112H16ZM23 111V112H22ZM25 111V112H24ZM32 113H31V112ZM134 111V112H133ZM153 111H155V112H153ZM2 112V113H1ZM6 112H8V113H6ZM129 112V113H128ZM133 112V113H132ZM135 112H138V113H136V114H134ZM189 112V113H188ZM208 112V113H209ZM5 115H4V114ZM34 113V114H33ZM49 113H51V114H49ZM139 113L141 114V116H139ZM155 113H159L160 114V116H159V114L157 115V114H155ZM199 113V114H198ZM26 114V115H25ZM112 115V116H109V115ZM120 114H122V116L123 117H121V115ZM129 115V116H127V115ZM149 114H151L152 115V117H151V115L149 116ZM188 114V115H187ZM191 114V115H190ZM201 114H203V115H201ZM21 115V116H20ZM46 115H47V117H46ZM67 115H69L68 117H67ZM137 115H138V117H137ZM190 115V116H189ZM205 115V116H204ZM210 115V114H209ZM29 116H30V118H29ZM35 116V117H34ZM134 116V117H133ZM192 116H194V117H192ZM22 117V118H21ZM43 117V118H42ZM73 117V118H72ZM76 117V118H75ZM139 118V119H137V118ZM154 117V119H151V118H153ZM204 117V118H203ZM210 117V116H209ZM2 118H0V119H2ZM18 118V119H17ZM24 118H26V119H24ZM28 118V119H27ZM69 118V119H68ZM81 118H82V121L80 122V120H81ZM96 118V117H95ZM94 118V119H95ZM128 118H130V120H128ZM195 118H197V120H195ZM211 118H212V116H211ZM42 119V120H41ZM80 119V120H79ZM131 119H132V121H131ZM133 119H135V120H133ZM155 119H156V121H155ZM199 119V120H198ZM201 119H205V120H201ZM208 119H209V121H208ZM4 120H6L5 122H7V125H5L6 123H4ZM29 121V123L28 122H26V121ZM59 120V121H58ZM128 120V121H127ZM138 120V121H137ZM148 120V119H147ZM73 121H74V123H73ZM75 121H77V123L75 122ZM88 121V122H87ZM137 121V122H136ZM151 121V123H153V124H150L149 122ZM197 121V123H195V122ZM208 121V123H206ZM22 122H24V123H22ZM44 122H46V123H44ZM78 122H79V125H78ZM87 122V123H86ZM191 122V123H190ZM199 122V123H198ZM22 123V124H21ZM27 123V124H26ZM81 123H82V126H80L81 125ZM92 123V124H91ZM195 123V124H194ZM214 123V122H213ZM63 124V125H62ZM84 124V125H83ZM88 124V125H87ZM95 124V125H94ZM191 124H192V126H191ZM198 124V125H197ZM200 124V125H199ZM27 126V127H24V126ZM45 125H47V127L49 128V129H47L46 127V129L44 128V126ZM88 126V128H86L87 126ZM92 125H94L95 127H93ZM111 125V128H109L108 129V127ZM194 125H197V126H194ZM207 125V126H206ZM212 125H214V124H212ZM8 126V127H7ZM72 126V127H71ZM86 126V127H85ZM29 127V129H30V131H31V133L29 134V135H33V137L32 136H29V138L28 137H26V135H27V128ZM33 127V128H32ZM51 127V128H50ZM84 127V128H83ZM90 127H93L94 129H95V132H94V134H90L89 133V128ZM187 127V128H188ZM43 128V129H42ZM69 128V129H68ZM79 128V129H78ZM228 128V127H227ZM227 128H226V130H227ZM17 129H19V130H17ZM25 129V130H24ZM75 129H76V131H75ZM38 130V131H37ZM65 130H66V132H65ZM117 130V131H116ZM203 130H205V132L203 131ZM209 130H211V131H209ZM6 131L8 132V133H6ZM13 131H14V133L15 134H13ZM25 131V132H24ZM63 131V132H62ZM126 131V132H125ZM24 132V133H23ZM36 132H38V133H36ZM230 131H228L227 133H229ZM44 133V134H43ZM47 135H46V134ZM77 133V134H76ZM208 133H210V134H208ZM23 134V135H22ZM65 134H66V136H65ZM84 134V135H83ZM104 134V135H103ZM197 134V135H196ZM15 135V136H14ZM45 135V136H44ZM124 135V136H123ZM198 135H200V136H198ZM209 135V136H208ZM211 135H213V136H211ZM25 136V137H24ZM15 137V138H14ZM36 137H38V138H36ZM91 137V138H90ZM125 137V138H124ZM194 137H196V138H198V137H201V142H199L198 140H200V138H198V140L197 139H195ZM204 137V138H203ZM210 137H213V138H210ZM8 138V139H7ZM41 138V139H40ZM44 138H46V139H44ZM103 138V139H102ZM120 138V139H119ZM124 138V139H123ZM203 138V139H202ZM206 138H208V141H207V139ZM24 139V140H23ZM27 139H29L30 140V146L29 147H27L26 145H27ZM59 139V140H58ZM99 139V140H98ZM108 139V140H107ZM111 139H113V140H111ZM126 139V140H125ZM204 139H206V142H205V140ZM13 140V141H12ZM57 140V141H56ZM121 142H120V141ZM16 141V143H14ZM43 141V142H42ZM105 141V142H104ZM107 141V142H106ZM111 141H113V142H111ZM124 141V142H123ZM209 141H211V142H209ZM63 142V143H62ZM71 142V143H70ZM198 142V143H197ZM3 143H4V147H3ZM7 143V144H6ZM10 143V144H9ZM13 143V144H12ZM69 145H68V144ZM82 143H83V146H82ZM88 143H90V144H88ZM106 143V144H105ZM108 143V144H107ZM111 145H110V144ZM122 143V144H121ZM195 143V144H194ZM197 143V144H196ZM199 143H201V144H199ZM209 143V144H208ZM25 145V146H22L21 147V145ZM34 144V145H33ZM149 144H151V145H153V146H151V145H149ZM194 144V145H193ZM16 145V147L15 148H12V147H14ZM18 145H19V147H18ZM42 145H43V147H42ZM64 147H63V146ZM88 145V146H87ZM101 145H102V148H101ZM110 145V146H109ZM119 145V146H118ZM127 145V146H126ZM190 146V148H192V149H190V148H187V147H189ZM197 145H199V146H197ZM205 145V146H204ZM207 145H208V147H207ZM7 146H8V148H7ZM40 146V147H39ZM54 146H55V148H54ZM107 148H106V147ZM149 146H151V147H149ZM197 146V147H196ZM200 146H204L203 148L202 147H200ZM23 147H24V149H23ZM58 147H59V150H58ZM83 147V148H82ZM90 147V148H89ZM114 147H115V150H114ZM118 147V148H117ZM178 147V148H177ZM199 147V148H198ZM4 148H6V149H4ZM9 148H10V150L11 151H8L9 150ZM21 148V149H20ZM26 148H28L29 149V151L26 149ZM30 148H35L34 150L33 149H30ZM48 148V149H47ZM154 148V149H153ZM184 148V149H183ZM13 149V150H12ZM50 149V150H49ZM53 149V150H52ZM86 149V150H85ZM105 149H107V150H105ZM120 149H121V151H120ZM153 149V150H152ZM179 149L181 150V151H183V153L184 154H182V152L181 151H179ZM202 149V150H201ZM203 149H205V150H203ZM48 150V151H47ZM52 150V151H51ZM77 150V151H76ZM81 150V151H80ZM98 150H100V151H98ZM114 150V151H113ZM123 150V151H122ZM151 150V151H150ZM154 150H156V151H154ZM185 150H186V152H185ZM190 150H193V151H191V153L192 154H190ZM197 150V152H196V154L194 155V151H196ZM201 150V153L199 152ZM219 150V149H218ZM13 151V152H12ZM40 151V152H39ZM71 151H73V152H71ZM78 151H79V153H78ZM106 151H109V152H115V153H123L124 151V153L122 154V157H124V158H121V159H119L120 160V163H118L117 164V168H119V170L117 169V171H116V174H117V176L116 177H118L119 176V178H118V180L119 181H117L115 178H114V176L112 175V174H110V175H108L107 176V174L105 175V174H103L102 173V171L101 170H99V168L96 166V165H94V164H98V163H102V164H104L105 163V160H106V158H105V156H106ZM118 151V152H117ZM148 151V153H146ZM180 153H179V152ZM10 152V153H9ZM13 154H12V153ZM14 152H16V153H14ZM47 152V153H46ZM49 152V153H48ZM51 152H52V154H51ZM58 152H60V153H58ZM80 152H81V154H80ZM41 153V154H40ZM44 153H45V155H44ZM74 153H76L77 154V156L75 157V154ZM106 153V154H105ZM130 153V154H129ZM185 153H186V155H185ZM5 154V156L3 157V155ZM73 154V155H72ZM181 154H182V156H181ZM12 155V156H11ZM24 155V157H22ZM57 155V156H56ZM59 155H62L64 158H65V160H68L67 161V168L65 169L66 171H68V172H70V173H72V174H75V173H78V172H81V170H82V172L84 173V171H83V167H82V165L85 163L84 161L85 160H81L80 162H78L77 163V161L75 162V160L77 159V158H79V157H81V158H84V157H86V158H89L90 159V162L93 164V166L94 167H91L89 170H88V172L87 173H90V175H87L88 176V184H87V186H85L83 183H82V181H80V188H83L84 187V190L82 189V190H80L79 189V191H76V189L77 188H73L74 187V183L73 182H71L68 178H67V175L65 174V170H64V168L63 167H61L60 166V164H59V162L57 161L58 159H60L58 156ZM98 155V156H97ZM184 155V156H183ZM189 155V159L188 158H186L187 156ZM190 155H192L191 157H190ZM50 158H49V157ZM72 156H74L73 158H72ZM142 156V158H140ZM186 156V157H185ZM194 156V157H193ZM12 159H11V158ZM42 157V158H41ZM129 158V159H126V158ZM167 157V158H166ZM234 157H236L237 159H235V160H233V161H231V163L230 164H228L227 166H233L234 167V171H235V173L238 175V180H239V186H240V188H239V186L238 187H230L229 188V186H228V179H229V173H228V171L225 169V170H223V165H225L222 161H220V163H218V165H217V163H216V165H215V167H218V171H219V168H221L222 167V169L218 172V173H220L221 174V172H222V174L220 175V174H218L219 175V177H221L222 178V175L224 176V177H226V178H223V179H221V178H219L218 179V176H217V173H216V177H215V179L214 180H212L211 182H209V184H207V188L205 187V192H204V194H203V196H204V203H205V208H208V209H205V211H206V213H205V217H206V219H207V221H208V224H210V226H208V224H207V226H206V228H208L207 230H203V235H202V237L201 238H198V240L196 241V243H198V246L197 247H195L192 251L194 252V254L193 255H196V256H193V255H186V252H183V251H186L185 250V247L184 246H186V243H185V240H186V238H183V239H181V241H176V243H174V244H177V245H179L180 244V246H183L184 247V250H183V248H180V246L178 247V246H176V249H178V250H176V249H172L170 246L171 245H169V247H167L166 245V247H167V249H166V247H164V246H162L163 248H165L166 250H168L169 249V251H166V250H164L163 248H162V251L165 253V256H167V255H169V256H167V257H165V261H166V264H174V263H188V264H190V263H192L193 261L192 260H195V262H193L192 264H199V263H203V264H210V262H211V264H229V262H230V264H240L239 262L241 261L239 258H240V254H241V252H242V249H244V248H242V247H244L243 245H244V243H243V240L242 239H240V236L238 237L236 234H233V233H236L237 232V230H236V224L235 223H237L236 221L238 220V218L239 217H241L242 216V212H241V207L244 209V203L242 202V200H241V192L240 191H243L244 189V187H245V189H246V187L248 188V186L250 187V185L252 186V190H255V188L256 187H258V188H256V190L260 193V188H261V196L264 198V168H262V166L260 165V167L258 166V168L257 167H253L252 165H250V164H244V162H243V160L242 159H240L239 157H237V156H233V158ZM2 158H4L3 160H2ZM38 158V159H37ZM53 158V159H52ZM58 158V159H57ZM140 160H139V159ZM193 158V159H192ZM9 159V160H8ZM13 159H14V162H13ZM134 159V160H133ZM185 159H187V161L185 160ZM192 159V160H191ZM2 160V161H1ZM37 160V161H36ZM39 160H40V163H38L39 162ZM94 160L96 161V162H94ZM127 160V161H126ZM130 160V161H129ZM142 160H145V158L144 159H142ZM165 160H167V161H165ZM189 160H190V162H189ZM5 163H4V162ZM104 161V162H103ZM134 161V162H133ZM185 161H186V163H185ZM194 161V162H193ZM241 161V162H240ZM3 162V163H2ZM56 162V163H55ZM58 162V163H57ZM84 162V163H83ZM119 162V161H118ZM127 162V163H126ZM238 162V163H237ZM194 163H196V164H194ZM76 164H78V165H76ZM91 164V165H92ZM196 165V166H194V165ZM3 165V166H2ZM21 165V166H20ZM35 167H34V166ZM144 165H147V168L144 166ZM167 165V166H166ZM198 165V166H197ZM220 165V166H219ZM250 165V166H249ZM19 166V167H18ZM55 166V167H54ZM72 166V167H71ZM77 166V167H76ZM96 166V167H95ZM103 166H105V165H103ZM145 168V169H142L143 167ZM169 166V167H168ZM185 166V167H184ZM188 166V167H187ZM191 166H193V168H190ZM242 166L244 167L243 169H242ZM249 166V168L247 169L246 167H248ZM252 166V167H251ZM32 167V168H31ZM75 169H74V168ZM79 167V168H78ZM166 167H167V169H166ZM195 167V168H194ZM225 168H226V165L224 166ZM241 167V168H240ZM263 167H264V165H263ZM11 168V169H10ZM19 168V169H18ZM58 168V169H57ZM61 168V169H60ZM92 168H93V170L94 171H92ZM186 168H188V170L186 169ZM189 168H190V170H189ZM245 168H246V170H248V171H245ZM28 169V170H27ZM32 169V170H31ZM37 169V170H36ZM54 169V170H53ZM55 169H56V171H55ZM60 169V170H59ZM78 169V171H76ZM255 169H256V171H255ZM3 170V171H2ZM20 170V171H19ZM23 170V171H22ZM169 170V171H168ZM174 170H176V171H178V172H176V171H174ZM186 170V171H185ZM262 170V171H261ZM147 173H146V172ZM150 171V172H149ZM171 171H172V173H174L175 175H178V176H175V175H173L172 173H171ZM174 171V172H173ZM182 173H181V172ZM189 171V172H188ZM238 171H240L241 172V175H239L238 174ZM253 171V172H252ZM259 172V175H258V172ZM19 172L21 173V175L20 176H18L19 175ZM36 172H37V174H36ZM59 172V173H58ZM178 173V174H176V173ZM179 172H180V174H179ZM201 172V171H200ZM244 172V173H243ZM247 172H249V173H247ZM262 172V173H261ZM30 173H32V174H30ZM113 173V172H112ZM141 173V174H140ZM184 173V174H183ZM186 173H188V174H186ZM204 173V174H203ZM243 173V174H242ZM245 173H247V174H249L248 176L245 174ZM255 173V174H254ZM3 174V175H2ZM18 174V175H17ZM37 175V176H35L34 177V175ZM39 174V175H38ZM65 175V176H62V175ZM85 174V173H84ZM187 176H186V175ZM201 174V176H199ZM206 174H207V176H206ZM246 175V176H243V177H241L242 175ZM261 174H263V175H261ZM16 175V176H15ZM112 175V176H111ZM121 175V176H120ZM141 175V176H140ZM143 175V176H142ZM170 175V176H169ZM172 175L173 176H175L174 178L172 177ZM181 175H183V176H181ZM202 175L203 176H205V177H202ZM253 175H255L254 176V178H255V180H258L257 178L261 175L262 177H260V178H262V179H260V180H258V181H256V184H254V185H252V184H249V183H253V181H252V176ZM258 175V176H257ZM24 176V177H23ZM29 176H30V179H28L29 178ZM127 178H126V177ZM147 176V177H146ZM180 176H181V178H180ZM251 176V177H250ZM17 177V179H18V177H19V179L18 180H15V178ZM33 177V178H32ZM64 177V178H63ZM125 177V178H124ZM145 177V178H144ZM169 177H171V178H169ZM241 177V178H240ZM245 177V178H244ZM247 177V178H246ZM249 177H250V179H249ZM58 178V179H57ZM101 178V179H100ZM121 178V179H120ZM144 178V179H143ZM148 178H150V179H148ZM177 178V179H176ZM206 178V179H205ZM241 180H240V179ZM242 178H244V180L242 179ZM32 179H36V180H32ZM56 179V180H55ZM171 179H174V180H171ZM246 179L248 180V184L247 183H244L245 181H246ZM31 180V182L29 183V181ZM143 180V181H142ZM149 180V181H148ZM160 180V181H159ZM178 180H180L181 182H177ZM218 180H219V182H218ZM227 180V181H226ZM233 180V179H232ZM231 180V181H232ZM243 180V181H242ZM262 180V181H261ZM18 182V186H17V184H16V182ZM53 181V182H52ZM62 181V182H61ZM183 181H184V183H183ZM220 181H223L224 183H225V181H226V183H225V186H224V183L223 182H220ZM251 181V182H250ZM260 181H261V183H260ZM65 182H66V184H65ZM140 182H143V184L142 185H140ZM169 182V183H168ZM171 182H175V183H171ZM241 182H243V183H241ZM95 183H97V184H95ZM221 183L223 184V185H221ZM254 183H255V181H254ZM16 184V185H15ZM20 184V185H19ZM169 184V185H168ZM172 184V185H171ZM173 184L174 185H176L175 186V188H174V186H173ZM178 184H180V185H178ZM184 184V185H183ZM215 184H217V188H215L216 186H215ZM220 184V185H219ZM261 184H263L262 186H261ZM7 185V186H6ZM32 187H31V186ZM123 185V186H122ZM138 185H140V186H138ZM158 185V186H157ZM168 185V186H167ZM171 185V186H170ZM208 185H210V186H208ZM211 185H212V187H211ZM226 185L228 186V187H226ZM243 185V186H242ZM245 185V186H244ZM246 185H248V186H246ZM255 185H257L256 187H255ZM260 185V186H259ZM15 186V187H14ZM98 186V187H97ZM182 186V187H181ZM215 186V187H214ZM220 186V187H219ZM15 189H14V188ZM18 187V188H17ZM89 187V188H88ZM181 187V188H180ZM208 187H210V191L209 190H207L208 189ZM17 188V189H16ZM29 188L31 189V190H29ZM70 189V191L68 190V189ZM74 190H73V189ZM139 188H141L140 190H139ZM157 189V191H156V193H159V190L160 189ZM169 188H173L172 190L171 189H169ZM176 188H177V190H176ZM213 188V189H212ZM214 188H215V190H214ZM228 188V189H227ZM232 188V189H231ZM20 189V190H19ZM48 189V190H47ZM51 189V190H50ZM188 189V190H187ZM241 189V190H240ZM26 190H28L27 192H26ZM156 190V189H155ZM171 190V191H170ZM185 190V191H184ZM220 190V191H219ZM227 190V191H226ZM228 190H231V191H229L228 192ZM237 190V191H236ZM18 191V192H17ZM48 191H49V193H48ZM72 191H73V193H72ZM130 191H132V189L130 188L129 189V192ZM184 191V193H186V194H184V193H182ZM206 191H208V195L206 194ZM213 191H219L218 193H215L214 194V192ZM222 191V192H221ZM238 192V194H240V196L236 193V192ZM10 192H11V194H10ZM17 192V193H16ZM34 192V194L32 195V193ZM68 192V194H69V192H70V194L68 195V194H66ZM189 194H188V193ZM221 192V193H220ZM224 192V193H223ZM227 192V193H226ZM15 193H16V195H15ZM21 193H23V195L21 194ZM31 195L30 196V198H29V194ZM83 193V194H82ZM109 193V194H108ZM209 193H212V195L213 196H211L210 197V194ZM225 193H226V197H225ZM19 194H21L22 196V198H20V195ZM77 194V198H76V195ZM155 194V192L152 194V197L153 196H155L154 195ZM174 194V198H172L173 196H171V195H173ZM218 194V195H217ZM223 194V195H222ZM232 194L234 195L235 194V196H232ZM17 195H19V196H17ZM82 197H80V196ZM147 195V196H146ZM178 195H179V197H178ZM186 195H187V197H186ZM236 195H238V197L236 196ZM3 197V199H2V197ZM14 196H15V198H14ZM27 196V197H26ZM36 198V201H34V197ZM120 196V197H119ZM146 198H145V197ZM184 196V197H183ZM208 196V197H207ZM218 196V197H217ZM220 196H222V197H220ZM32 197V198H31ZM39 197V198H38ZM73 197H74V200L72 201V199H73ZM139 197H141V198H139ZM162 197H163V195H162ZM182 197V198H181ZM186 197V198H185ZM190 197V201L187 199V198H189ZM210 197V198H209ZM215 197H216V200L218 201L217 202V205L215 206V203H216V200H215V202L213 201L214 199H215ZM219 197L220 198H223V200L222 199H220V201H219ZM231 197V198H230ZM235 197V198H234ZM68 198V200H66ZM86 198V199H85ZM143 198V199H142ZM147 198H149V200H147ZM176 198H177V202H176ZM183 198H185V200H183ZM208 198V199H207ZM232 198H234V199H232ZM71 199V201H69ZM207 199V200H206ZM212 199V200H211ZM231 199V201H229ZM237 199V200H236ZM243 199V198H242ZM9 200V201H8ZM90 200V201H89ZM138 200L136 201V202H138ZM162 200V201H161ZM175 200V201H174ZM11 201V202H10ZM21 203H20V202ZM26 201V202H25ZM39 201H41V203L39 202ZM89 202V203H92L93 204V207L94 208H92V210H90V208H88V206H87V204H86V202ZM117 201V202H116ZM150 201V202H149ZM183 202V203H179V202ZM225 201V202H224ZM232 201H235V205L233 204V202ZM12 203V206H11V204L10 203ZM17 202V203H16ZM22 202H23V206H22ZM35 202V203H34ZM104 202H106V203H104ZM146 202V204H144ZM147 202L150 204L151 203V205H149V204H147ZM176 204H175V203ZM210 202V203H209ZM214 203V204H212V203ZM222 202V203H221ZM228 202H230V203H228ZM238 202H240V203H238ZM241 202H242V204H241ZM14 203V204H13ZM36 203H38V204H36ZM164 203V202H163ZM210 205V206H208V204ZM218 203H219V205H218ZM221 203V204H220ZM231 203L235 206V207H232V205H231ZM9 204H10V206L12 207V208H10V206H9ZM16 204H17V206H16ZM35 204V205H34ZM67 204V205H66ZM72 204V205H71ZM103 204V205H102ZM138 204V205H139ZM182 204V205H181ZM212 204V205H211ZM229 204V205H228ZM13 205H15V206H13ZM38 205H39V207H38ZM49 205V206H48ZM59 205H60V207H59ZM65 205V206H64ZM70 205H71V207H70ZM151 206V207H149V206ZM166 205H168V206H166ZM172 205H173V208H172ZM189 205V206H188ZM193 206L194 207V210L193 209H191L190 208V206ZM221 205V206H220ZM237 205V206H236ZM238 205H240V207L238 206ZM77 206V207H76ZM85 206V207H84ZM153 206V207H152ZM168 207V208H166V207ZM183 206V207H182ZM187 206V207H186ZM217 206H219V207H217ZM4 207V208H3ZM18 207V214L16 213V211L17 210H15L16 208ZM20 207V208H19ZM23 207V208H22ZM69 207V208H68ZM147 207V208H146ZM164 207H165V209H164ZM178 207H179V209H178ZM190 208V209H188L189 210V215L187 216L186 214H187V212L186 211H188L187 209H185V208ZM224 207V209H222ZM226 207V208H225ZM230 207H232V208H234V209H231ZM123 207H119V209H122ZM140 208V210L142 209V210H145V211H147L148 210V208H151V209H153L152 211L149 209L147 212H145L144 211V213H146L145 215H144V213L142 214L141 212H143L142 210L141 211H138V209ZM158 208H161L162 209V211H165V214L166 215H163L162 213H164V212H161V209H159L158 210ZM175 208H177L178 209V211L179 212H181V211H183L182 212V214L181 213H179V212H177V210L175 209ZM182 208V209H181ZM209 208H211V209H213V211H214V213H215V210L216 211H220V212H222V214H224V215H222L221 217H219L220 218V220H218V218H215L214 219V217H218V216H216L214 213H213V215L211 214L213 211L211 210V209H209ZM216 208V209H215ZM239 208V209H238ZM21 209H23V210H21ZM42 209V210H41ZM71 211H69V210ZM81 209H83L82 211H81ZM157 209V210H156ZM172 209V210H171ZM221 209H222V211H221ZM227 209V210H226ZM236 209H237V211H236ZM21 210V211H20ZM64 210H65V212H64ZM77 210H78V212L80 213H78L77 212ZM87 210L90 212V214H88L89 212H87ZM155 210V211H154ZM169 210H171L170 212H169ZM178 213V215H179V217H178V215H177V213H175V211ZM181 210V211H180ZM209 210V211H208ZM228 210H230V211H228ZM15 211V213L16 214H13V212ZM83 211H85V212H83ZM117 211V212H116ZM152 213H151V212ZM154 211V212H153ZM157 211H158V213H157ZM212 211V212H211ZM239 211V212H238ZM243 211V210H242ZM9 212V213H8ZM21 212V213H20ZM43 212H45V213H43ZM69 212V213H68ZM76 212H77V214H76ZM97 212V213H96ZM104 212V213H103ZM140 212V213H139ZM161 212V213H160ZM168 212H169V215H168ZM210 214H209V213ZM234 212V213H233ZM237 212L239 213V214H237ZM23 213V214H22ZM149 213V214H148ZM156 213V214H155ZM186 213V214H185ZM225 213H228V216H227V214H225ZM231 213V214H230ZM88 214V215H87ZM96 214V215H95ZM136 214H138V215H136ZM152 214H154V215H152ZM191 214V215H190ZM230 214V215H229ZM17 215V216H16ZM65 215V216H64ZM67 215V216H66ZM140 215V216H139ZM156 215V216H155ZM177 215V216H176ZM186 217H185V216ZM193 215V217H191ZM207 215H209L210 217H208ZM234 215V216H233ZM238 216V218L236 217V216ZM2 216V217H1ZM63 218H62V217ZM134 218H133V217ZM139 216V217H138ZM144 216V217H143ZM153 217V218H151V217ZM173 216H176V218H174ZM182 216V217H181ZM189 216H190V218H189ZM230 216V218H228ZM81 217H83V219L81 218ZM105 217V218H104ZM120 217H121V219H120ZM139 219H138V218ZM169 217H171V218H169ZM187 217L191 220V221H189V219H188V221H187ZM208 217V218H207ZM233 217V218H232ZM88 218V219H87ZM101 219V220H99V219ZM125 218V221L123 220V219ZM142 218H144L143 220H141ZM150 218V220H148V219ZM174 218V219H173ZM177 218H179V219H177ZM181 218V219H180ZM182 218L184 219V220H182ZM210 218V219H209ZM223 218V219H222ZM1 219H3V221L1 220ZM70 219H71V221H70ZM82 221H80V220ZM86 219V220H85ZM104 219V220H103ZM136 219H138V220H136ZM153 219H154V221H153ZM209 219V220H208ZM212 219V220H211ZM214 219V220H213ZM226 219H228V220H226ZM230 219H231V222H230ZM236 219V220H235ZM79 220V221H78ZM139 220H141L140 222L141 223H143V225H139V226H137L138 224H141L140 222H139ZM145 220V221H144ZM151 220L153 221V222H151ZM180 220H182V221H180ZM215 220H218V221H215ZM225 220V222H223V221ZM9 223H8V222ZM12 221V222H11ZM102 221V222H101ZM134 221V222H133ZM145 223H144V222ZM162 221V222H161ZM177 221H176V223H177ZM210 221H215V222H210ZM220 221V222H219ZM222 221V222H221ZM227 221V222H226ZM71 224L70 226H69V223ZM75 222H76V225H75ZM100 222V223H99ZM122 222H124V223H122ZM138 222V223H137ZM160 222H161V224H160ZM186 222V223H185ZM216 222H217V224H216ZM231 224V226H229L230 224ZM80 223V224H79ZM107 223V224H106ZM132 223V224H131ZM133 223H136V224H133ZM149 223V224H148ZM153 223L155 224V226L153 225ZM163 223H164V225H163ZM193 223V222H192ZM213 223V224H212ZM222 223H225V224H227L226 225V227H225V224H222ZM8 224V225H7ZM12 224V225H11ZM14 224H15V226H16V228H12V227H15L14 226ZM17 224V225H16ZM93 224H94V226H93ZM184 224V225H183ZM188 224V225H187ZM216 224V225H215ZM218 224H219V226H218ZM50 225V226H49ZM83 225V226H82ZM103 225V227L104 226H106V227H104V228H101V226ZM108 225V226H107ZM134 225V226H133ZM182 225H183V227H185V229L182 227ZM220 225H223V226H220ZM81 226V227H80ZM119 226H121V227H119ZM147 226H149V227H147ZM152 226V227H151ZM190 226V228L189 229H187L186 227H189ZM212 226V227H211ZM18 227V228H17ZM93 227H95V228H93ZM100 227V228H99ZM155 228V229H152V228ZM160 227H162V228H160ZM165 227V228H164ZM218 228V231H221L222 230V233H217V228ZM224 228V229H222V228ZM228 227H229V229H230V227H231V232L229 231V229H228ZM235 227V228H234ZM80 230H79V229ZM84 230H83V229ZM106 228H108V230H105ZM121 228V229H120ZM147 228H149V229H147ZM228 229L227 231H228V233H226L227 231L225 230V229ZM82 229V230H81ZM99 229V230H98ZM139 229H143V230H141V231H139ZM160 229H161V231H160ZM180 229V230H179ZM221 229V230H220ZM235 229V230H234ZM2 230V231H1ZM71 230V231H70ZM86 230V231H85ZM104 230V231H103ZM119 230H121V231H119ZM148 231V233H147V231ZM79 231H82V233L84 234V232H85V234L84 235H86V236H84L81 232H79ZM96 232V233H98V235H99V233L101 234V233H104L105 231V235L103 236V237H101V235H103V234H101L100 236H98V235H96V233H93V232ZM101 231V232H100ZM111 231V232H110ZM157 231V232H156ZM205 231V232H204ZM212 231V232H211ZM71 232V233H70ZM123 232H124V234H123ZM161 232V233H160ZM187 232V233H186ZM210 232V233H209ZM216 232V233H215ZM75 233V234H74ZM80 233V234H79ZM159 233V234H158ZM212 233V234H211ZM214 233L216 234V235H214ZM71 234V235H70ZM77 234V235H76ZM82 234V235H81ZM95 234V235H94ZM110 234H111V236H110ZM146 234V235H145ZM184 234V235H183ZM201 234H202V232H201ZM210 234H211V236H210ZM217 234H219V235H217ZM230 234V235H229ZM73 235V236H72ZM144 235V236H143ZM157 235H161V236H157ZM206 235V236H205ZM214 237H213V236ZM220 235H223V237H225V238H223L222 236H220ZM229 235V236H228ZM236 235V236H235ZM12 236V237H11ZM36 236V237H35ZM74 236H75V238H74ZM77 236V237H76ZM82 236V238H80ZM105 236H107V237H105ZM114 236V237H113ZM118 237V238H116V237ZM131 236H133V237H131ZM154 239H151V241L150 240H147V239H150L151 237ZM165 236V235H164ZM233 236H235V237H233ZM35 237V238H34ZM71 237V238H70ZM83 237H85V239H83ZM102 239H101V238ZM124 237V238H123ZM136 237V238H135ZM142 237V238H141ZM207 237V238H206ZM209 237H213V238H210L209 239ZM236 237H238V238H236ZM111 238H114V239H111ZM155 238H157V239H155ZM159 238V239H158ZM188 238V237H187ZM204 238V239H203ZM216 238V239H215ZM222 238V239H221ZM226 238H228V240L229 241H227L226 240ZM2 239V240H1ZM68 239V240H67ZM71 239H72V241H71ZM82 239V240H81ZM87 239V240H86ZM122 239V240H121ZM144 239V240H143ZM162 239V240H161ZM219 239H221V240H219ZM225 239V240H224ZM35 240V241H34ZM83 240H84V242H86V243H84L83 242ZM104 240V242H102V243H100L101 241H103ZM112 240L113 241H115V243L114 244H112ZM118 240H120V241H118ZM123 240V241H124ZM137 242H136V241ZM157 242H156V241ZM161 240V241H160ZM203 240V241H202ZM204 240H205V242H206V244H205V242H204ZM207 240V241H206ZM239 240H240V242H239ZM242 240V241H241ZM46 241V242H45ZM61 241V242H60ZM99 242V244L97 243V242ZM133 241H135V242H133ZM149 242V243H147V242ZM153 241V242H152ZM159 241H160V243H159ZM165 241V242H164ZM183 241V242H182ZM212 241V242H211ZM213 241H215V242H213ZM225 241V243H222V242H224ZM14 242V243H13ZM71 242V243H70ZM84 244H83V243ZM146 242V243H145ZM152 242V243H151ZM155 242H156V244H155ZM164 242V243H163ZM181 242V243H180ZM200 242V243H199ZM217 242H221V245H219V244H216ZM227 242H229V243H227ZM233 242V243H232ZM61 243H63V244H61ZM73 243V244H72ZM77 243V244H76ZM82 243V244H81ZM95 243L97 244V245H95ZM139 243V244H138ZM140 243H142V244H140ZM144 243V244H143ZM162 243V244H161ZM231 243V244H230ZM239 244L240 246L242 245V247L241 248H239V250H237V248L238 247H240V246H237L236 247V245L237 244ZM242 243V244H241ZM11 244V245H10ZM51 244V245H50ZM69 244V245H68ZM75 244V245H74ZM146 244V245H145ZM182 244V245H181ZM201 246H200V245ZM212 244V245H211ZM229 244V245H228ZM236 244V245H235ZM62 245V246H61ZM73 245V246H72ZM81 245H83V247H84V245H85V249L83 248V247H81ZM109 245V247H107ZM113 245V246H112ZM144 245V246H143ZM151 246V250H149L150 249V246ZM152 245H154L155 247H153ZM204 245H206V247L204 246ZM217 247H216V246ZM222 245H224V246H226L225 248H226V250H223L222 248H224V247H221ZM234 245V246H233ZM56 246V247H55ZM69 246V247H68ZM74 246H76V247H74ZM81 247V249H79L80 247ZM112 246V247H111ZM149 246V247H148ZM208 246H210L211 247V249H210V247H209V249H208ZM215 246V247H214ZM65 247V248H64ZM107 247V248H106ZM145 247V248H144ZM149 249H148V248ZM153 247V248H152ZM203 247V248H202ZM229 247V248H228ZM234 247V249L232 250V248ZM33 248V249H32ZM64 248V249H63ZM74 250H73V249ZM110 248V249H109ZM123 248V249H122ZM146 248L148 249V251H146V253H144L145 251L144 250H146ZM159 248H161V247H159ZM219 248H221V251H220V249ZM262 249H260V248H257V251L258 252H253L250 256L251 257H249L251 260H253L254 259V263H252L253 261H251L250 260V262H251V264H264V247H261ZM70 249V250H69ZM72 249V250H71ZM201 249H203L204 250V252L203 251H201ZM205 249H207L208 250V252H207V250H205ZM212 249H214V250H212ZM227 249H228V251H230V252H227ZM260 249V250H259ZM55 250V251H54ZM86 250V251H85ZM123 250V251H122ZM140 250H142V253H141V251ZM153 250L155 251V252H153ZM180 250H182V251H180ZM209 250H211L210 251V254H208L209 253ZM216 250V251H215ZM236 250H237V252H236ZM263 250V251H262ZM70 251V252H69ZM111 251V252H110ZM150 251H151V253H150ZM220 251V252H219ZM234 252L233 254H232V252ZM255 251V250H254ZM15 252V253H14ZM109 252V253H108ZM172 252H174V254H171ZM179 252V254H177ZM180 252H182V255H180L181 253ZM206 252V253H205ZM223 252V253H222ZM240 253V254H237V253ZM6 253V254H5ZM14 253V254H13ZM103 253V254H102ZM152 254V255H149L148 256V254ZM185 253V254H184ZM197 253V254H196ZM200 253V254H199ZM202 253H204V255L202 254ZM214 253H216V254H214ZM220 253H221V256H217V255H220ZM226 253V254H225ZM257 253V254H256ZM12 254V255H11ZM113 255V257H111V255ZM139 254H141V256H139ZM143 254V255H142ZM144 254H146V255H144ZM199 254V255H198ZM206 254V255H205ZM214 254V255H213ZM227 254H232V255H227ZM54 255V256H53ZM71 255V256H70ZM106 255H108L107 256V258H106ZM137 255V256H136ZM174 255H177V256H174ZM225 255H227V256H225V258H224V256ZM235 255H237V256H235ZM39 256V257H38ZM100 256H101V259H99L100 258ZM102 256H104V257H102ZM144 258H143V257ZM148 256V257H147ZM152 256V257H151ZM181 256H182V258H181ZM201 257V259L200 258H198V257ZM218 258H217V257ZM228 256H229V258H235L236 257V259H235V262H233V260L234 259H227L228 258ZM231 256H233V257H231ZM253 256H257L256 258L255 257H253ZM10 257V258H9ZM14 257V258H13ZM56 257V258H55ZM74 257V258H73ZM138 257H140V262H138ZM151 257V258H150ZM177 257H180V258H178V259H180L181 260V262L179 261H177ZM205 259H204V258ZM209 259H208V258ZM253 257V258H252ZM86 258V259H85ZM94 258V259H93ZM104 258V259H103ZM109 258V259H108ZM116 258V259H115ZM147 258H149L148 260H147ZM167 258H169L168 260H169V262L167 261ZM185 258V259H184ZM189 258H191V259H189ZM194 258V259H193ZM214 258V259H213ZM262 258V259H261ZM7 259V260H6ZM9 259V260H8ZM11 259V260H10ZM70 259H71V261H70ZM107 259V260H106ZM113 259V260H112ZM173 259V260H172ZM211 259H213L214 260V262L213 261H211ZM221 259H225L224 261H222V263H219V262H221ZM238 259V260H237ZM2 260V261H1ZM90 260V261H89ZM106 260V261H105ZM111 260V261H110ZM142 260H144L143 262H142ZM146 260V261H145ZM199 260H201V261H199ZM208 260H210L209 262H208ZM240 260V261H239ZM258 260L259 261V263H257L256 261ZM262 260V261H261ZM54 261V262H53ZM99 261H101L100 263H99ZM173 261H175L174 263H172ZM205 261H206V263H205ZM86 262V263H85ZM91 262V263H90ZM134 262V263H133ZM142 262V263H141ZM145 262V263H144ZM216 262V263H215ZM225 262V263H224ZM147 263V264H148ZM242 263V262H241ZM243 264V263H242Z\"/></svg>","mask_w":264,"mask_h":264},{"label":"bare ground","instance_id":"2","mask_svg":"<svg viewBox=\"0 0 264 264\" xmlns=\"http://www.w3.org/2000/svg\"><path fill=\"white\" fill-rule=\"evenodd\" d=\"M1 1V0H0ZM19 1V3H20V0H18ZM35 1V0H34ZM37 1V0H36ZM47 1V0H46ZM51 1V0H50ZM50 1H48V2H50ZM74 1H77L78 2V12H80L79 14H81V15H83L84 16V18H86V19H84V21L86 20V22H88L87 20V17H89L91 14H92V12L95 10V9H101V8H104V9H106V10H109V9H111V13H113V12H118L121 8L123 9H125V10H128V8H129V10L130 9H132L133 10V8H135V11H133V13L134 12H137L136 11V9H139V16H140V18H141V20L142 21H144V24H146V25H150V24H148V23H145V21L146 22H150L152 25H153V27L154 26H156V27H158L157 29L158 30H160L161 28H162V23H161V20H163V18L161 19V16H162V14H163V17H167L168 18V20L170 21L171 19H170V17H171V13H170V10H171V8H175L176 6V4H174V7H171V2L173 1V0H74ZM73 0H52V2H50L51 4H53V5H55V6H57V5H59L58 7H60L61 6V4L62 3H64V4H68V7L70 6L69 4H72V2H74ZM178 1V4L180 3V5H182V10H183V12L186 14V21H188V22H186V23H188L189 24V26H194V24L196 23V22H199V24L200 23H202L203 24V26H204V29L205 30H207V28H208V26L210 25V23H211V19H212V16H213V14H215L214 13V10H213V7H211L210 5H208V3H209V0H177ZM220 1H222V0H220ZM4 3H2V1H1V3L3 4V5H1L0 6V9H2L3 7L5 8V9H10V6L11 5H13L14 3H16L17 2V0H4L3 1ZM41 2V1H40ZM45 2V1H44ZM47 2V3H48ZM77 2H76V5H77ZM176 2V1H175ZM214 2V1H213ZM212 2V3H213ZM219 2V1H218ZM18 3V4H19ZM31 3V6H33V3L32 2H30ZM36 3V2H35ZM39 4H42V3H39ZM39 4L37 5V6H39ZM44 5H46V3H43ZM223 4H224V6H221V7H223V9H220V8H217L216 7V9H219L221 12H220V14H218V13H216V14H218L217 16H219V18H217V19H221L222 20V24L220 25L221 26V29H214V30H211V28H208V30L209 31H211V34H213L214 35V37H215V45L217 46V47H219V48H221L223 45H224V41H225V39H227V40H229V41H236L237 43H238V46H239V50H238V52L237 53H233V52H231L232 54H228V56H227V58H228V61H229V63H231L230 61L232 60V65L235 67V68H233V69H225V73H224V75H222L223 73V71L221 72V71H219V70H217V68H218V65H219V63H221V62H223L222 60L220 61L218 58L216 59V57L215 58H213V59H210V60H212L211 62H207L206 64H202V65H205V67L204 68H200V64L198 65V62H200V61H197L194 57H196L197 55H196V53H195V51H194V53H192V51H190V50H195L193 47H192V44H193V42H194V39L195 38H193V42H190V43H192V44H189V43H187V44H189V45H191V48H189L188 50H187V52H184V53H182L181 55H180V57H178V58H176V59H174L175 60V62L174 63H172L173 64V67H174V69L176 70L175 71V73H179L180 72V74H176L174 77V80H173V82H172V84H171V87H170V89H168V93L167 94H164V93H166L165 91H164V93L163 94H159L157 91H160L161 92V90H159V88L158 87H156V86H151V88L152 87H155V88H158V90L155 92V93H158V94H155V96H158L159 97V101L157 102V101H155L156 103H152V99L151 98H149V97H147V98H149V99H151L150 100V102H148V101H145L146 99H143L144 101L143 102H140V99H136V97H132V95L130 94V92H129V90L131 89V87L133 86L132 85V83H131V81L130 82H128L127 81V83L129 84V83H131V87H127V85H125L126 83H124V88L123 87H118V92H122V94L125 96V100H123V101H121V102H125L124 104L125 105H127V108H128V110H130V111H132L133 110V108L134 107H137V109H139L140 111L139 112H141V114H142V119L140 120V121H136L137 123L134 125V123L132 122V125H128V123H127V125L125 126V125H123L121 122H122V120L121 119H118L117 117H113L112 118V120L114 121V123L116 124L117 123V127H119V128H122V129H127L128 130V136H129V142H128V144H129V148H131L132 150H133V154L135 155V153H137L138 155V157H139V154H141L143 151H144V153H143V157H144V154H145V149H147V143L148 142H150V143H152L153 142V144H154V146L153 145H151V144H149V145H151V146H153L154 148L155 147H157V152H160V151H162V155H165V156H168V159L167 160H169V161H167V160H165V161H167V163H169V162H171V164H172V168L170 167L169 169H174V168H176V166H177V168L179 167V165L181 166V164L180 163H183L182 165H184V162H183V160L182 161H180V158H182V157H177V154L176 155H174L175 154V152H172V149H171V151H170V147L174 144V145H176V146H179V145H184V144H190V143H193V142H191L190 141V139H192V141L194 140L193 138H190V137H193V135L191 136V134H192V131L193 130H196L199 134H201L202 133V130L200 129V127H202V126H200V127H198V129H194L193 127H186L185 126V122H188L187 123V125H189V121L188 120H190L191 119V114L189 115L190 117H187V116H185L184 114H181V110L179 111V108H185V107H187V105H184V104H188L190 107L191 106H193V107H195V106H197V105H200V107H203L204 108V113H206V115H208V116H206V118L208 117L209 119H210V122H211V124H209L208 126H209V128H210V126H212L213 128H211V130H209V131H211L213 134H214V139H213V143H212V145L205 151V152H202V154L204 153V155H202L201 156V154H198L197 155V157L194 159L196 162H198V164H199V162H203V161H206L207 163H208V167H207V170H205V171H207V173H208V179H206L207 181H208V183L207 184H209V182H211L212 180H214L215 179V175H216V173H217V176H218V179L219 178H221V177H219V175L218 174H220V173H218L221 169H222V167L221 168H219V171H218V167H215V165H216V163L218 162V163H220V161H222L225 165H226V168L224 167L225 165H223V170H227L228 171V173H229V181H228V186H229V188L230 187H238L239 186V180L237 179L238 178V175L235 173V171H234V167L233 166H227L228 164H230L231 163V161H233V160H235V159H237L236 157H234L233 158V156H237V157H239L240 159H242L243 160V162H244V164H250V165H252L253 167H257L258 168V166L260 167V165L262 166V168H264L263 167V165H264V0H223ZM15 5V4H14ZM17 5V4H16ZM24 5V4H23ZM28 5V4H27ZM43 5V6H44ZM50 5V4H49ZM218 5V4H217ZM220 5H221V2H220ZM36 6V5H35ZM36 6V7H37ZM64 6H66V5H64ZM179 6V5H178ZM215 6V5H214ZM18 7V6H17ZM21 8H22V6H20ZM27 7V6H26ZM29 7V6H28ZM171 7V8H170ZM14 8V7H13ZM12 8V9H13ZM40 8V7H39ZM38 8V9H39ZM41 8H43V7H41ZM48 8V7H47ZM57 8V7H56ZM63 8V7H62ZM62 8H60V9H62ZM17 9H20V8H17ZM16 9V10H17ZM24 9V8H23ZM26 9V8H25ZM31 9V8H30ZM51 9H52V6H51ZM64 9V8H63ZM62 9V10H63ZM74 9H75V6H74ZM188 9H190L191 11H192V13H191V11H190V13L191 14H189V12H188V14H187V11L186 10H188ZM215 9V11H217ZM21 10V9H20ZM28 10V9H27ZM27 10L25 11V12H27ZM45 10H47V9H45ZM44 9L42 10V11H45ZM77 10V9H76ZM103 9H101V11H102ZM128 10V11H129ZM173 10H175V9H173ZM3 12H5L4 10H2ZM10 11V10H9ZM8 11V12H9ZM15 10L13 9V12H14ZM22 11V10H21ZM21 11H20V13H21ZM29 12H30V10H28ZM33 11V12H32ZM41 11V12H42ZM49 11V10H48ZM47 11V12H48ZM51 11V10H50ZM71 11V10H70ZM75 11V10H74ZM100 11V12H101ZM179 11V13H180V9L178 10ZM7 12V11H6ZM18 13H19V11H17ZM28 12V13H29ZM34 9H31V14H34ZM56 12H57V10H56ZM55 11L53 12L52 11V13L51 14H57ZM61 12V14H62V11L60 10L59 11V13ZM65 12V11H64ZM63 12V13H64ZM77 12V11H76ZM91 12V13H90ZM99 12V13H100ZM182 12V13H183ZM218 12V11H217ZM10 13V12H9ZM7 14V13H3V15L1 14L0 15V37H3L4 36V38L7 36V34H8V31L9 30H11L12 31V29H10L9 28V30H8V27H9V24L10 25H12L13 23H15L16 21H18V20H20L19 18L17 19V20H15L13 17H15V16H11L10 14ZM27 13V14H28ZM30 13H29V15H30ZM43 13V12H42ZM46 13V12H45ZM58 13V14H59ZM93 13H95V11L93 12ZM107 14V19H106V21H108V23H103L102 21H96V20H92L91 21V24L92 23H94V26L95 27H93L91 24H88V25H90V27L91 28H93V29H97L96 31H95V33H100V32H103L104 31V29H105V25H107V24H109V23H114L117 19H116V17L114 18L111 14H110V12H106ZM125 12H123V14H124ZM167 13H169V14H167ZM174 13V12H173ZM177 13V12H176ZM181 13V14H182ZM183 13V14H184ZM13 15L14 14H16L15 12L14 13H12ZM36 14V16H37V13H35ZM34 14V15H35ZM48 14V13H47ZM55 14H54V16H55ZM61 14H60V16H61ZM71 14V13H70ZM74 14H75V12H74ZM96 14V13H95ZM101 14V13H100ZM99 14V16H101ZM117 14V13H116ZM118 14H120V13H118ZM216 14L214 15V16H216ZM20 15V14H19ZM44 15V13L42 14V16ZM63 15V14H62ZM68 15V14H67ZM77 14H75V15H73V16H76ZM96 15H98V14H96ZM105 15V14H104ZM121 15V14H120ZM174 15V14H173ZM180 15V14H179ZM177 16V17H181V16ZM31 16V15H30ZM39 16H41L40 15V13H39ZM42 16L41 17H39V18H41L42 19ZM45 16H46V14H45ZM45 16H43V18H46ZM49 16V15H48ZM53 16V15H52ZM53 16V17H54ZM92 16H93V14H92ZM116 16H118V15H116ZM122 16V15H121ZM17 17H18V15H17ZM16 17V18H17ZM21 17H23V16H21ZM58 17H59V15H58ZM91 17V16H90ZM94 17H97V16H94ZM101 17H106V16H101ZM123 17H125L124 15H123ZM122 17V18H123ZM129 17V16H128ZM177 17H174V18H177ZM31 18H34L33 17V15H32V17H30V19ZM36 18H38V17H35L34 19H36ZM56 20H57V18H56V16L54 17ZM62 18H63V16H62ZM64 18H66V15H64ZM68 18V17H67ZM66 18V19H67ZM80 18H82V17H80ZM79 18V16H78V18L77 19H80ZM93 18V17H92ZM92 18H90V19H92ZM118 18V17H117ZM130 18V17H129ZM184 18V17H183ZM98 19H100L99 17H98ZM127 19V18H126ZM134 19V18H133ZM133 19H131V20H133ZM181 19H182V17H181ZM181 19H179V20H181ZM213 19H215V18H213ZM23 20V19H22ZM46 20V19H45ZM51 20V19H50ZM55 20V21H56ZM61 21H63L62 19H60ZM69 20H70V18H69ZM123 20V19H122ZM130 20V21H131ZM135 20H137V18L135 19ZM134 20V21H135ZM139 20V19H138ZM137 20V21H138ZM167 20V19H166ZM173 20V19H172ZM175 20V19H174ZM220 20V21H221ZM24 21V20H23ZM47 21V20H46ZM66 21V20H65ZM65 21H63V22H65ZM71 21V20H70ZM73 21V20H72ZM83 21V22H84ZM125 21V20H124ZM127 21L128 22H130L129 21V19H127ZM134 21H131V22H134ZM137 21H135L136 23H137ZM176 21V20H175ZM183 21H185V20H183ZM13 22V23H12ZM34 21H28V23L30 24H32ZM37 22V21H36ZM40 22V21H39ZM53 22V19L51 20V23ZM68 22V21H67ZM79 22H81V21H79ZM85 22V23H86ZM130 22V23H131ZM134 22V23H135ZM138 22H141V21H138ZM164 22V21H163ZM12 23V24H11ZM26 23V22H25ZM40 23H42V21L40 22ZM47 23H49V21L47 22ZM46 23V24H47ZM66 23V22H65ZM64 23V24H65ZM73 23V22H72ZM88 23H90V22H88ZM125 23H126V21H125ZM165 23V22H164ZM177 23V22H176ZM216 22H214L213 24H215ZM16 24H17V22H16ZM37 24H39L38 22H37ZM44 24V26H45V22L43 21V23H42V25ZM116 24V23H115ZM133 24V23H132ZM131 24V25H132ZM137 24H139V23H137ZM181 24H183V23H180L179 25H181ZM198 24V25H199ZM14 25V24H13ZM23 25V24H22ZM26 25V24H25ZM63 25V24H62ZM82 25V24H81ZM110 25V24H109ZM117 25V24H116ZM122 25V24H121ZM120 25V23H119V26H121ZM134 25H136V24H134ZM134 25H132V26H134ZM146 25L144 26V28L146 27ZM184 25V24H183ZM15 26V25H14ZM18 26V25H17ZM32 26H34V23L32 24ZM32 26H30V27H32ZM35 26H36V23H35ZM40 26H41V24H40ZM47 26V25H46ZM73 26H74V24H73ZM76 26V25H75ZM83 26V25H82ZM118 26V25H117ZM116 26V27H117ZM130 26V25H129ZM137 26V25H136ZM168 26H170V24L168 25ZM172 26H177V24L176 25H173V23H172ZM172 26H170V28L172 27ZM197 26V25H196ZM214 27H217V26H215V25H213ZM11 27H13V26H11ZM29 27V26H28ZM48 27H49V24H48ZM47 27V28H48ZM63 27H64V25H63ZM66 28L68 27L69 28V26L68 25H66L65 26ZM71 27V26H70ZM81 27V26H80ZM86 27H87V25H86ZM111 27H114V26H111ZM115 27V28H116ZM126 27V26H125ZM131 27V26H130ZM199 27H202V26H200L199 25ZM209 27H211V26H209ZM16 28V27H15ZM21 28H22V26H21ZM34 28V27H33ZM32 28V29H33ZM41 28H43V26L41 27ZM51 28V27H50ZM53 28H55L56 29V27H53ZM73 28V27H72ZM71 28V29H72ZM78 28V27H77ZM107 28V27H106ZM115 28H114V30H115ZM117 28H119V27H117ZM127 28V27H126ZM140 28L142 29L143 27H141L140 26ZM147 28H148V26H147ZM146 28V29H147ZM160 28V29H159ZM167 28V27H166ZM173 28V27H172ZM171 28V29H172ZM177 28V27H176ZM185 27L183 26V29H184ZM188 28V27H187ZM187 28H186V30H187ZM190 28H192V27H189V30H190ZM195 28V27H194ZM197 28V27H196ZM17 29V28H16ZM28 29V28H27ZM58 27H57V32H59L58 31ZM75 29V28H74ZM74 29H73V31H74ZM84 29V28H83ZM86 29V28H85ZM112 29V28H111ZM119 29H121V27L119 28ZM129 29L130 30H132V28H127V32H129ZM138 30H139V28H137ZM146 29H144L145 31H147ZM151 29V28H150ZM199 29V28H198ZM198 29H196L197 31H198ZM201 29V31H202V28H200ZM213 29V28H212ZM43 30V29H42ZM41 30V31H42ZM44 30H46V28L44 29ZM48 30H50L49 28H48ZM47 30V32L48 33H50L49 31ZM52 30V29H51ZM77 30V29H76ZM75 30V31H76ZM82 30V29H81ZM108 30V29H107ZM107 30H105L104 31V33H106L107 32ZM109 30H110V27H109ZM114 30H113V32H114ZM135 30V29H134ZM162 30V29H161ZM169 30V29H168ZM174 30V29H173ZM178 30V29H177ZM185 30V29H184ZM183 30V31H184ZM195 30V31H196ZM215 30H218V31H215ZM20 31V30H19ZM39 31H40V29H39ZM60 31H61V33H62V30L60 29ZM68 31V30H67ZM66 30H65V32H67ZM70 31V30H69ZM89 31V30H88ZM87 30H86V32H85V30H84V32L85 33H87L88 32ZM116 31V30H115ZM119 31V30H118ZM123 31H125V30H120V32H123ZM136 32H137V30H135ZM144 31V32H145ZM167 31V30H166ZM188 31V30H187ZM194 31V30H193ZM193 31H191V32H193ZM194 31V32H195ZM13 32V31H12ZM16 32V31H15ZM22 32V31H21ZM25 32H28V34L26 33V35L30 38V36H31V32L30 31H25ZM24 32V33H25ZM37 32V31H36ZM52 32V31H51ZM78 32V31H77ZM82 32V31H81ZM125 33V34H128V33ZM134 31H132V33H133ZM135 32V33H136ZM139 32V31H138ZM140 32H143V31H140ZM143 32V33H144ZM153 32H155V31H153ZM160 32V31H159ZM172 32V30H170V33ZM174 32V31H173ZM176 32V31H175ZM190 32V31H189ZM204 32V31H203ZM203 32H199V34L200 33H203ZM20 33V32H19ZM40 33V32H39ZM39 33L37 34V35H39ZM48 33H47V35H48ZM70 33V32H69ZM68 33V34H69ZM72 33V32H71ZM92 34H94V32H91ZM131 32H129V34H130ZM135 33H133V34H131V35H134ZM147 33H149V32H147ZM163 33V32H162ZM177 33V32H176ZM208 33V32H207ZM206 33V34H207ZM11 34V33H10ZM14 34V33H13ZM16 34H17V32H16ZM22 33H20V35H21ZM44 34H46V33H44ZM51 34H53V33H51ZM58 34V33H57ZM63 34H64V32H63ZM63 34H61V35H63ZM75 35L76 34H78V33H74ZM88 34H89V32H88ZM103 34V33H102ZM121 34H123V33H121ZM155 34V33H154ZM154 34H151L150 33V35H154ZM164 34V33H163ZM172 34H174V33H172ZM177 34H179L180 35V33L178 32ZM209 34H210V32H209ZM210 34V35H211ZM9 35V34H8ZM72 35V34H71ZM74 35V36H75ZM80 35H82L81 33H80ZM101 35V34H100ZM104 35V34H103ZM115 35H117V33L116 34H114V36ZM138 35H141V36H143L144 34H138ZM164 35H166V34H164ZM191 35H192V33H191ZM194 35H196L197 37H198V35L197 34H194ZM203 35V34H202ZM209 35V36H210ZM213 35H211V36H213ZM23 36V35H22ZM22 36H19V37H22ZM26 36V37H27ZM41 36V35H40ZM44 36H46V35H44ZM53 36V35H52ZM54 36H55V34H54ZM58 36H60V35H57V37ZM64 37H65V35H63ZM63 36H61V37H63ZM70 36V35H69ZM73 36V35H72ZM97 36H99V35H97ZM96 35H95V38L97 37ZM105 36V35H104ZM103 36V37H104ZM110 36H111V34H110ZM113 36V35H112ZM111 36V37H112ZM120 36V35H119ZM134 36H137V34L136 35H134ZM163 36V35H162ZM169 36V35H168ZM167 36V37H168ZM173 36H176V34L175 35H173ZM186 36V35H185ZM207 36H208V34H207ZM207 36H206V38H207ZM210 36V37H211ZM32 38L34 37V38H36L35 36H31ZM57 37H55L56 39H61L62 40V38H57ZM78 35H77V39H78ZM107 37V36H106ZM111 37L109 38V40L111 39ZM116 37V36H115ZM125 37V36H124ZM138 37H140V36H138ZM147 37V36H146ZM169 37H171V36H169ZM179 37V36H178ZM184 37V36H183ZM188 37V36H187ZM186 37V38H187ZM189 37H191V36H189ZM202 37V36H201ZM8 38V37H7ZM7 38H5V39H7ZM12 38H16L15 37V34L12 36ZM22 38H24V37H22ZM28 38V39H29ZM32 38L30 39V40H32ZM33 38V39H34ZM40 38V37H39ZM39 38H37V39H39ZM46 38V37H45ZM52 38V39H51ZM50 38V40H52V41H54L53 40V37H51ZM67 38H69V40H70V37H67L66 36V39ZM72 38V37H71ZM75 38H76V36H75ZM92 38H94V37H92V35H87L86 34V37L84 38L85 40H84V43H85V48H84V50L86 49V51L84 52V50H83V52H81V53H79L78 54V50H76L75 52H77L76 54L77 55H75V60L77 61L79 58H80V60H81V62L79 61L78 63H81V64H79V66L81 65L82 66V68H88L90 65H88L89 64V62H90V60H93L92 58H94L93 56H94V54L96 53V50H94V48L92 47V46H90L89 44H90V42H92L93 44H96L95 42H93L92 40ZM118 38H120V37H118ZM128 38L129 39H127V41L129 40H132V39H130V36H128ZM135 38V37H134ZM145 37H143V39H144ZM153 38V37H152ZM163 38H165L164 36H163ZM172 38V37H171ZM205 38V37H204ZM25 39V38H24ZM27 39V40H28ZM63 39H65V38H63ZM73 39H74V37H73ZM77 39H76V41L75 42H78L77 41ZM80 39V38H79ZM115 39H117V38H115ZM138 39V38H137ZM147 39H148V37H147ZM154 39V38H153ZM161 39V38H160ZM159 38H158V40L161 42V40H160ZM170 38H168V40H169ZM179 39H185V38H182V36L180 35V37H179ZM188 39H190V38H188ZM213 39V38H212ZM11 40H13V39H11ZM60 40V41H61ZM98 40H100V39H98ZM111 40H113V39H111ZM118 40V39H117ZM119 40H121V39H119ZM125 40V39H124ZM135 39H133L132 41H134ZM140 40V39H139ZM145 40L146 39H144L143 40V42H142V45L140 44V46H143V48H144V46L146 45L145 43H150L149 41L148 42H145ZM157 40V39H156ZM157 40V41H158ZM167 40V39H166ZM166 40H164V41H166ZM167 40V41H168ZM171 40H174V37H173V39H171ZM171 40H169L170 42H164V43H166V44H164L165 46H167L168 47V49H167V52H169V54L171 55H173V57H174V54L176 53V52H174V51H176V50H174L175 48H176V46H175V48H174V46H172L171 45V43H173L174 41H171ZM202 40V39H201ZM205 40V39H204ZM210 39H208V41H209ZM7 41V40H6ZM5 40L3 41L4 43L6 42ZM14 41V40H13ZM17 41V40H16ZM15 41V42H16ZM33 41V40H32ZM40 41V40H39ZM66 42L68 41V40H65ZM83 41V40H82ZM81 41V42H82ZM95 41H97V39L95 40ZM152 41H154V42H152V43H154V45H155V39L154 40H152ZM177 41L178 40H176L175 41V45L176 44H178L177 43ZM180 42H185L186 40H179ZM197 41V40H196ZM195 41V42H196ZM203 41V40H202ZM202 41H200L199 42V44L202 42ZM213 41V40H212ZM212 41H209V42H212ZM14 42V43H15ZM18 43H19V39H18V41H17ZM16 42V43H17ZM25 42V41H24ZM27 42V41H26ZM59 42V41H58ZM71 42H73L72 40H71ZM101 41H98V43L99 44H101L100 43ZM108 42V40H106V43ZM114 42V41H113ZM116 42V41H115ZM118 42V41H117ZM124 42V41H123ZM135 42H139V41H135ZM183 42V43H184ZM186 42H189V41H186ZM205 42H207V41H205ZM1 43H2V41H1ZM35 43V42H34ZM36 43H37V41H36ZM35 43V44H36ZM46 43H47V41H46ZM74 43V42H73ZM103 43H105L104 41H103ZM110 43V42H109ZM108 43V44H109ZM213 43V42H212ZM8 44H9V41H8ZM20 44V43H19ZM23 44H25V43H23ZM22 44V45H23ZM39 44V43H38ZM78 44V43H77ZM93 44H91V45H93ZM108 44H105V45H108ZM111 44H112V42H111ZM116 44V43H115ZM121 44L122 45H126V42H125V44H123L122 42H121ZM138 44V43H137ZM186 44V43H185ZM184 44V45H185ZM198 44V43H197ZM201 44H204V43H201ZM210 44V43H209ZM14 45H18V44H14ZM12 46L13 48L15 47V46ZM31 45V44H30ZM41 45V44H40ZM40 45H37L39 48H41V46ZM45 45V44H44ZM70 45H71V43H70ZM74 45H75V43H74ZM74 45H73V47H74ZM81 45H84V44H82L81 43ZM80 45V47H82ZM110 45V44H109ZM114 44H112V45H110V48H111V46H113ZM128 45V44H127ZM125 46V47H127V48H129L130 49V46L128 47V46ZM130 45V44H129ZM133 44L131 43V46H132ZM148 45H151V44H148ZM157 45V44H156ZM155 45V46H156ZM160 45V44H159ZM180 45V44H179ZM181 45H183V44H181ZM193 45H195V44H193ZM206 45V44H205ZM208 45V44H207ZM229 45H232V44H229ZM228 45V46H229ZM34 46V45H33ZM42 46H43V44H42ZM54 46H55V44H54ZM58 46V45H57ZM57 46H56V48H57ZM60 46H61V44H60ZM67 46V48H69L68 47V45H66ZM95 46H97L98 47V45L96 44ZM139 46V45H138ZM155 46H150L151 48H153V47H155ZM158 46V45H157ZM178 46V45H177ZM197 46V45H196ZM204 46V45H203ZM209 46V45H208ZM5 47V46H4ZM7 48H8V46H6ZM17 47V46H16ZM20 47V46H19ZM53 47V46H52ZM100 47H102V46H100ZM109 47V46H108ZM114 48L116 47L117 49H120V48H122L121 46H118V47H120V48H118L117 46H113ZM134 47H135V45H134ZM137 47V46H136ZM181 46H179V48H180ZM210 47H212V45H210L209 46V48L207 47V46H204L203 48H205V49H211ZM227 47V46H226ZM6 48V49H7ZM13 48H11V49H13ZM35 48V47H34ZM42 48H44V46L42 47ZM56 48H55V50H56ZM60 48V47H59ZM67 48H66V50H67ZM71 48V47H70ZM77 48V47H76ZM107 48V47H106ZM126 48V49H127ZM132 48H133V46H132ZM140 48V47H139ZM163 48H165V47H163ZM188 48V47H187ZM196 48V47H195ZM3 49V48H2ZM6 49H4V50H6ZM23 49H24V47H23ZM61 49H62V47H61ZM60 49V50H61ZM65 49V48H64ZM63 49V50H64ZM72 49V48H71ZM78 49V48H77ZM103 49H105V48H103ZM108 49V48H107ZM117 49H115V50H117ZM123 49V48H122ZM126 49H124V53L126 52ZM129 49H128V51H129ZM136 49H138V47L136 48ZM141 49V48H140ZM145 49V48H144ZM144 49H142V50H144ZM147 49V48H146ZM145 49V50H146ZM149 49V48H148ZM157 49V48H156ZM213 49H215V48H213ZM228 49H230V48H228ZM238 49V48H237ZM15 50H17L16 48H15ZM18 50H19V48H18ZM25 50V49H24ZM26 50H27V48H26ZM35 50V49H34ZM59 49H58V52L60 51ZM69 50V49H68ZM74 50V49H73ZM72 50V52L71 53H73L74 51ZM98 50V49H97ZM100 51L102 50V48L101 49H99ZM106 50V49H105ZM115 50H113V52L115 51ZM131 50V49H130ZM133 50V49H132ZM131 50V51H132ZM134 50H135V48H134ZM139 50V49H138ZM165 51H166V49H164ZM183 50V49H182ZM197 50V49H196ZM204 50V49H203ZM7 51H8V49H7ZM6 51V52H7ZM10 51V50H9ZM13 51V50H12ZM12 51H10V52H12ZM38 51V50H37ZM34 52V53H38V52ZM43 51L45 52V50L43 49ZM50 51V50H49ZM81 51V49H79V52ZM99 51V52H100ZM108 51V50H107ZM122 50H119V52H121ZM130 51V52H131ZM149 51V50H148ZM152 51V50H151ZM179 51V50H178ZM201 51V50H200ZM226 51V50H225ZM5 52V51H4ZM16 52H18V51H16ZM20 52H22V51H20ZM27 52V51H26ZM40 52H41V49H40ZM52 52V51H51ZM56 52V51H55ZM66 52L67 51H65V55H66ZM70 52L68 53L67 52V54H70ZM98 52V51H97ZM102 52H104V51H102ZM118 52V53H119ZM140 52V50L138 51V53ZM146 52V51H145ZM159 52H161V50L159 51ZM208 54H210V52H208V50L206 51ZM23 53H25V52H23ZM23 53H22V55H23ZM47 53H48V51H47ZM46 53V54H47ZM50 53V52H49ZM60 53V52H59ZM58 53V54H59ZM62 53V52H61ZM101 53V52H100ZM114 53H116V51L114 52ZM118 53H116V54H118ZM126 53H128V55H130L129 54V52H126ZM135 53H137V52H135ZM135 53H132V54H135ZM141 53V52H140ZM147 53V52H146ZM148 53H150V52H148ZM153 53H154V51H153ZM156 53V52H155ZM226 53V52H225ZM18 54V53H17ZM26 54L27 53H25L24 54V57L26 56ZM57 54V53H56ZM58 54H57V56H58ZM74 54V53H73ZM99 54V53H98ZM113 54V53H112ZM116 54H115V56H116ZM121 54H123V53H121ZM152 54V53H151ZM165 54H166V52H165ZM168 54V53H167ZM198 54V53H197ZM208 54H207V56H208ZM254 55L255 54V57H256V61H257V63L255 64V62L254 63H252V64H255V72L253 73V74H251V73H249V70H248V72H245L244 71V65L245 64H247L246 62H247V56L250 58V56L251 55ZM21 55V56H22ZM36 55V54H35ZM41 55V54H40ZM43 55V54H42ZM48 55V54H47ZM46 55V56H47ZM62 55V54H61ZM71 55V54H70ZM101 55H104V54H102L101 53ZM128 55H124V57L125 56H127L128 57ZM146 55V54H145ZM144 53L142 54V56L141 55H139V56H141L142 58H144ZM153 55V54H152ZM155 55V54H154ZM156 55H158V54H156ZM160 55V54H159ZM196 55V56H195ZM201 55V54H200ZM203 55H204V53H203ZM217 55V54H216ZM18 56H20V55H18ZM31 56H33L32 54H31ZM44 56H45V54H44ZM51 55H49L48 57H50ZM53 56V55H52ZM51 56V58L52 59H55V58H53ZM68 56V55H67ZM67 56H66V58H67ZM72 56H74V55H72ZM96 56V55H95ZM98 57H96V58H98L99 59V55H97ZM106 56H109V55H107V53H106ZM111 56V55H110ZM120 56V55H119ZM119 56L118 57H116V58H118V59H122V55H121V58H119ZM133 56V55H132ZM167 57L169 56V55H166ZM176 56H178V55H176ZM226 56V55H225ZM34 58H36V59H34V60H37V57H35V56H33ZM41 57V56H40ZM39 57V58H40ZM56 57V56H55ZM59 57V56H58ZM112 57V56H111ZM110 57V58H111ZM123 57V58H124ZM155 57V56H154ZM160 57V56H159ZM164 57V56H163ZM204 57V56H203ZM42 58V57H41ZM57 58V57H56ZM65 58V57H64ZM70 58V57H69ZM73 58V57H72ZM95 58V59H96ZM102 59H104V58H106V57H101ZM100 58V59H101ZM108 59H110L109 57H107ZM106 58V59H107ZM151 58L152 59H154L153 58V56H151ZM151 58H149V60L151 59ZM157 58H158V56H157ZM196 58H198V56L196 57ZM206 58H209V57H206ZM212 58V57H211ZM229 58H232V59H229ZM22 59H24V58H22ZM43 59V58H42ZM41 59V60H42ZM52 59H48L49 61H51ZM58 59V58H57ZM57 59H55V60H57ZM61 59V58H60ZM59 59V60H60ZM102 59L100 60V62L102 61ZM106 59H104L105 61H107ZM115 59V58H114ZM140 59V58H139ZM138 58H136V60L135 61H138L139 60ZM164 59V58H163ZM169 59H171V58H168V60L167 61H169ZM54 60V61H55ZM63 60V59H62ZM65 60V59H64ZM68 60V59H67ZM66 60V62H70V60L69 61H67ZM72 61H73V59H71ZM132 60V59H131ZM134 60V59H133ZM140 60H143V59H140ZM154 60H156V58L154 59ZM158 60L159 59H157V61L156 62H158ZM166 60V59H165ZM165 60H163V61H165ZM202 60H204V59H202ZM208 60V59H207ZM226 60V59H225ZM224 60V61H225ZM251 60H253V57H252V59ZM54 61H53V63H54ZM96 62H98L97 60H95ZM105 61H103V62H105ZM112 61H113V59H112ZM124 61V60H123ZM128 61V60H127ZM145 61V60H144ZM166 61V63H167V65L169 64L168 62ZM172 61V60H171ZM23 62H24V60H23ZM62 62V61H61ZM100 62H99V64H100ZM115 62V61H114ZM122 62V61H121ZM126 62V61H125ZM129 62H131L130 60L128 61V62H126V63H129ZM146 62L148 63V60H146ZM145 62V63H146ZM205 62V61H204ZM226 62V61H225ZM77 63V62H76ZM111 63V62H110ZM110 63H107L106 65H107V67L109 66V64ZM120 63V62H119ZM138 63V62H137ZM139 63H140V61H139ZM159 63H160V61L157 63L158 65H159ZM48 64H50V62L48 63ZM62 64V63H61ZM63 64H65V62L63 63ZM121 64V63H120ZM120 64H118L119 66H120ZM129 64H131V63H129ZM129 64H127L128 66H130ZM141 64V63H140ZM150 64H153V62L152 63H150ZM150 64H148L149 66H150ZM171 64V65H172ZM212 64H214V65H212ZM72 65V64H71ZM94 65V64H93ZM111 65H113V66H111V67H109L110 68V70L112 69V67H114V68H116L115 66V63H113V64H111ZM123 65V64H122ZM208 65V66H207ZM212 67H210V66ZM224 65V64H223ZM222 65V66H223ZM226 65V64H225ZM224 65V66H225ZM229 65H231V64H229ZM12 66H14V65H12ZM52 66V65H51ZM54 66V65H53ZM62 66H64V65H62ZM61 66V67H62ZM70 66V65H69ZM68 66V67H69ZM98 66H102V65H98ZM97 66V67H98ZM104 66V65H103ZM102 66V67H103ZM124 66V65H123ZM135 66H137V65H135ZM144 66V65H143ZM155 66V65H154ZM154 66H152V67H154ZM164 66V65H163ZM199 66V67H198ZM254 66V65H253ZM10 67V66H9ZM25 67V66H24ZM41 67V66H40ZM43 67V66H42ZM59 67V66H58ZM74 67H75V65H74ZM76 67H77V65H76ZM91 68L93 67L92 65L90 66ZM105 67V66H104ZM104 67L102 68V69H104ZM131 67H134V64H133V66L131 65ZM142 67V66H141ZM147 67V66H146ZM151 67V68H152ZM172 67V66H171ZM172 67V68H173ZM202 67V66H201ZM208 67H210L211 68V70L210 69H207ZM225 67H227V65L225 66ZM70 69H71V67H69ZM94 68V67H93ZM92 68V70H94ZM108 68V69H109ZM120 68V70H122L123 68H121V67H118V68H116L117 70ZM127 68H130V67H127ZM135 68V67H134ZM143 68V67H142ZM144 68H145V66H144ZM149 68V67H148ZM164 68V67H163ZM165 68H168V66L167 67H165ZM47 69V68H46ZM50 69V68H49ZM56 69V68H55ZM55 69H54V72H56L55 71ZM89 69V68H88ZM88 69H86V70H88ZM96 69V74L99 72L98 70H97V68H95ZM136 69V68H135ZM139 69V68H138ZM157 69H160L159 67L157 68ZM51 70V69H50ZM66 70V69H65ZM69 69H67V71H68ZM72 70V69H71ZM92 70H88L87 71V73L89 72V71H91L92 72ZM101 70V69H100ZM116 70V71H117ZM120 70H118V71H120ZM126 70V69H125ZM125 70H122V71H125ZM154 70H155V68H153L152 69V71L154 72ZM167 70H169V69H167ZM178 70H179V72H178ZM12 71V70H11ZM20 74H21V76H22V74H25V76H26V69H24V68H22V67H19L18 68V70H17ZM17 71H16V73H17ZM52 71H53V69H52ZM51 71V72H52ZM61 71V70H60ZM76 71V70H75ZM115 71V70H114ZM117 71V72H118ZM127 71H130L131 72V70H127ZM132 71H133V69H132ZM140 71H143V70H140ZM150 70L148 69V72H149ZM174 71V70H173ZM48 72V71H47ZM76 72H78V70L76 71ZM81 72V71H80ZM80 72H78V73H80ZM83 72V71H82ZM82 72H81V74H82ZM112 73H117V72H113V71H111ZM121 72V71H120ZM129 72V73H130ZM134 72H138V70L136 71V70H134ZM148 72H146V74L145 75H147V73ZM160 72H161V70H160ZM45 73H46V71H45ZM59 73V72H58ZM57 73V74H58ZM77 73V74H78ZM93 73H94V71H93ZM93 73H91V74H93ZM107 73H108V70H107ZM125 73H126V71H125ZM132 73V72H131ZM139 73V72H138ZM143 73V72H142ZM149 73H151V72H149ZM148 73V74H149ZM163 73V72H162ZM161 73V74H162ZM165 73V72H164ZM164 73H163V75H164ZM171 73V72H170ZM174 73V72H173ZM49 74H51V73H49ZM55 74V73H54ZM69 74V73H68ZM85 74H86V72H85ZM90 73H88V75H91ZM95 74V73H94ZM128 74V72L126 73V75ZM155 74V73H154ZM156 74H158V75H160L159 74V71H158V73H157V70H156ZM61 75H62V73H61ZM60 75V76H61ZM73 75V74H72ZM74 75H75V73H74ZM110 75V74H109ZM112 75V74H111ZM110 75V76H111ZM125 75V74H124ZM125 75V76H126ZM131 75V74H130ZM132 75H134V74H132ZM136 75V74H135ZM144 75V74H143ZM144 75V76H145ZM163 75H160V76H162V78L161 79H163ZM169 75V74H168ZM16 76H17V74H16ZM15 76V77H16ZM33 76V75H32ZM83 76H84V74H83ZM116 76V75H115ZM141 76V75H140ZM156 76V75H155ZM159 76V77H160ZM183 76H185V77H183ZM31 77V76H30ZM62 77V76H61ZM67 77V76H66ZM89 77V76H88ZM87 77V78H88ZM114 77V76H113ZM129 77V76H128ZM127 77V78H128ZM131 77V76H130ZM136 77V76H135ZM135 77H132V78H135ZM146 77V76H145ZM151 76H149V78H150ZM192 77H195V78H202L203 77V79H204V81L208 84V86L209 87H206L205 88V93H202V92H204V91H198V90H182V86H180L181 85V83L183 82V79H189V81H190V79L192 78ZM37 78V77H36ZM35 78V79H36ZM46 78V77H45ZM63 78V77H62ZM75 79H76V76L74 77ZM77 78H80L79 76L77 77ZM86 78V76L84 77V79ZM105 78H106V76H105ZM109 78V77H108ZM112 78V77H111ZM111 78H109V79H111ZM123 78V77H122ZM140 78V77H139ZM139 78L138 79H135V80H139ZM141 78H142V76H141ZM144 78V77H143ZM142 78V79H143ZM152 78V77H151ZM155 78H158V77H155ZM34 79V78H33ZM53 79V78H52ZM65 79V78H64ZM94 79V78H93ZM113 79H115V78H113ZM130 79V78H129ZM141 79V80H142ZM146 79V78H145ZM169 79H170V77H169ZM8 80V79H7ZM25 80H27V81H29L30 79H25ZM41 81H43V79H40ZM51 80V79H50ZM58 80V79H57ZM61 80H63V79H61ZM66 80V79H65ZM76 80H78V79H76ZM76 80H71L70 82H72V81H74V84H76L75 83V81ZM81 80V79H80ZM79 80V81H80ZM118 80H120L119 78H117V80H115L116 82L118 81ZM149 79H146V81L148 82V83H151V82H149L148 81ZM156 80H160V79H156ZM193 80H195V79H193ZM17 81H18V79H17ZM52 81V80H51ZM50 81V82H51ZM55 81H56V79H55ZM123 81V80H122ZM125 81H126V78H125ZM125 81H123V82H125ZM153 81V80H152ZM161 82H162V80H160ZM170 81H171V79H170ZM170 81H168L169 82V84L168 85H170ZM196 81V80H195ZM204 81H202V82H204ZM251 81V82H250ZM7 82V81H6ZM58 82H60V81H58ZM91 82H92V80H91ZM111 82H112V79H111ZM110 82V83H111ZM114 82V81H113ZM187 83H188V81H186ZM192 82V81H191ZM196 82H198V80L196 81ZM19 83V82H18ZM17 83V84H18ZM43 83V82H42ZM57 83V82H56ZM61 83H64L65 84V81L64 82H62L61 81ZM109 83V84H110ZM134 83H137V81L136 82H134ZM133 83V84H134ZM154 83V82H153ZM153 83H151L152 85H153ZM155 83H158V85L157 86H160L161 84H159L160 82L159 81H157V82H155ZM164 83H165V81H164ZM163 83V84H164ZM184 83H185V81H184ZM193 84H194V82H192ZM248 83L250 84L251 83V85H252V88L251 89H247L249 86H247L248 85ZM20 84H21V82H20ZM51 84V83H50ZM67 84V83H66ZM84 84V83H83ZM114 84V83H113ZM117 84V83H116ZM119 84L120 85H122L121 84V82L119 81ZM165 84H167V83H165ZM191 84V83H190ZM28 85V84H27ZM52 86H54L55 85V83H54V85L53 84H51ZM72 85V84H71ZM70 85V87L72 88V86ZM79 85H80V83H79ZM86 85H87V83H86ZM120 85H117V86H120ZM136 85V84H135ZM144 85V84H143ZM142 85V83H139L138 82V84H137V86L136 87H138L139 88V86H142V87H146V85L145 86H143ZM183 85H186V83L185 84H183ZM223 85V86H222ZM31 86H33L32 87V89H33V92L31 93L30 92V94H31V97L30 98H22L21 96H20V86L19 85H14L13 83H9V84H6L5 85V88H6V90L5 91H7L6 93H7V101L9 102L8 104L10 105V109H12L13 110V116H14V114H15V116H16V113L14 112L15 111V109H17L16 107L18 106V103H22V105H25L26 107H28V108H30V109H33L35 106H39V103H43V102H46V101H44V97H49L50 98V101L52 100V101H55V99L53 98V97H51V93L50 94H46V93H42V91H40V92H38V91H35V89H36V87L37 86H42V84H40V82H38V80L36 79V80H34V81H32L31 82ZM129 86H130V84H129ZM149 87H150V84L148 85ZM147 86V87H148ZM165 86V85H164ZM189 86V85H188ZM190 86H192V85H190ZM204 85H202V87H203ZM29 87V86H28ZM58 87V86H57ZM62 87V86H61ZM74 87H76V85L74 86ZM84 87H86V86H84ZM83 87V88H84ZM142 87L140 88V90H138L137 88H135V90L137 89L138 90V92L139 91H141V89H142ZM146 87V88H147ZM148 87V88H149ZM167 87V86H166ZM180 87H182V88H180ZM187 86H185V88H186ZM199 88H200V85L198 86ZM197 87V88H198ZM202 87L200 88L201 90H202ZM212 88L213 89V93L211 94H208V95H206V96H204V97H206L203 101H202V104L201 103H197L194 99H193V101H191L190 102V98H189V96L190 95H193L194 94V96L196 95V96H199L201 93L202 94H206L209 90V88ZM224 87V88H223ZM228 88V92H227V94H224L226 97L225 98H223V94H221L220 95V92H221V88H222V90L226 93V91H225V89H227ZM42 88V87H41ZM41 88H40V90H41ZM52 88V87H51ZM60 88V87H59ZM88 88H90V86H88ZM97 88V87H96ZM99 88H101V87H98V90H97V92H99ZM145 88V89H146ZM180 88V89H179ZM188 88V87H187ZM193 88H195V87H193ZM45 88H42V90L43 91H45L44 90ZM63 89V88H62ZM66 89V88H65ZM82 89V88H81ZM92 90H94V88H91ZM150 89V88H149ZM154 89V88H153ZM161 89V88H160ZM28 90H30V89H28ZM64 90V89H63ZM68 90V89H67ZM70 90V89H69ZM72 90V89H71ZM127 92H126V91ZM147 90V89H146ZM145 90V91H146ZM162 90H165V88L164 89H162ZM183 92H185V94L183 95L182 94V91ZM211 90V89H210ZM49 91V90H48ZM89 91V90H88ZM155 91V90H154ZM68 92V91H67ZM93 92H95V91H93ZM100 92H102V90L100 91ZM99 92V93H100ZM135 92V91H134ZM141 92H143V91H141ZM149 92V91H148ZM150 92H151V90H150ZM163 92V91H162ZM211 92V91H210ZM224 92H222V93H224ZM5 93V94H6ZM78 93V92H77ZM81 93V92H80ZM96 93V92H95ZM133 93V92H132ZM140 93V92H139ZM138 93V94H139ZM145 93V92H144ZM153 92H151V94H152ZM4 94V95H5ZM23 94V93H22ZM54 94V93H53ZM52 94V95H53ZM62 94V93H61ZM61 94H59L60 96H61ZM69 94V93H68ZM83 94H84V92H83ZM134 94V93H133ZM143 94V93H142ZM148 94H150V93H148ZM147 94V95H148ZM24 95V94H23ZM67 95V94H66ZM94 95H96L97 96V94H94ZM105 95V94H104ZM113 94L111 93V96H112ZM135 95H137V94H135ZM134 95V96H135ZM145 95V94H144ZM154 95V94H153ZM3 96V95H2ZM57 96V95H56ZM69 96V95H68ZM109 96V95H108ZM114 96V95H113ZM138 96H142V95H138ZM149 96V95H148ZM182 96H184V103H183V101H181V98H182ZM62 97V96H61ZM79 97V96H78ZM145 97V96H144ZM153 97V96H152ZM98 98V97H97ZM113 98V100H114V98L115 99H117L116 98V96H114V97H112ZM137 98H139V97H137ZM157 97H155V99H156ZM1 99V98H0ZM38 99V100H37ZM66 99V98H65ZM110 99V98H109ZM124 99V98H123ZM153 99H154V97H153ZM196 99V98H195ZM1 100H4V98H2ZM18 100H20V102L18 101ZM158 100V99H157ZM191 100H192V96H191ZM197 100H199V99H197ZM51 101V102H52ZM63 101V100H62ZM107 100H105L104 101V104H105V102H106ZM153 101V102H154ZM59 102H61V100L59 101ZM103 103V101L101 102V104ZM119 103V102H118ZM219 103H223V105H224V107L223 106H220L221 104H219ZM98 104H100V103H98ZM114 104V103H113ZM121 104V103H120ZM68 105V104H67ZM82 105V106H81ZM86 105H91V108H90V111H86L87 109H85L84 110V113L85 112H88V115H90L91 116V118L93 119V120H96L97 118H98V115H97V113L101 110L100 108V106H98L97 105V103H96V100H95V98H93V95H90V98L87 100V102H86ZM150 105L152 106V107H156V109L158 110V112L160 111L161 113H163V115H165L166 117H164V116H161L160 118H157L156 117V119H157V121H156V119H155V121H156V123H154L155 124V129L152 131V129L153 128H150V126L147 124V121H149L150 119L149 118H145V116L148 114L147 113V111L149 110V111H151L152 112V110H150ZM220 106V108H218L217 106ZM20 106V105H19ZM53 107H55L54 105H52ZM66 106V105H65ZM73 106V105H72ZM80 106L81 107H83V103L81 102V104H80ZM48 107V106H47ZM69 107V106H68ZM79 107V106H78ZM114 107V106H113ZM197 107H199V106H197ZM210 107H215V110L214 111H211V112H209L211 109H209ZM221 107H223V108H221ZM21 108L22 107H20L19 109L21 110ZM42 108V107H41ZM56 108H57V106H56ZM87 108V107H86ZM40 109V108H39ZM47 109V108H46ZM66 109H67V107H66ZM89 109V108H88ZM122 109H124V108H122ZM137 109H134V111H136ZM185 109H188V108H185ZM185 109H184V111H185ZM189 109H191V108H189ZM192 109H194V108H192ZM202 109V108H201ZM200 109V110H201ZM11 110V111H12ZM29 110V109H28ZM34 110H36V109H34ZM33 110V111H34ZM154 110H155V108H154ZM17 111H18V109H17ZM16 111V112H17ZM37 111H38V109H37ZM49 111V110H48ZM133 111V112H134ZM138 111V110H137ZM188 111V110H187ZM196 111V110H195ZM23 112V111H22ZM25 112V111H24ZM31 112V111H30ZM50 112V111H49ZM51 112H52V110H51ZM132 112V113H133ZM153 112H155V111H153ZM209 112V113H208ZM2 113V112H1ZM6 113H8V112H6ZM32 113V112H31ZM129 113V112H128ZM136 113H138V112H135L134 114H136ZM189 113V112H188ZM4 114V113H3ZM34 114V113H33ZM49 114H51V113H49ZM141 114L139 113V116H141ZM155 114H159V113H155ZM199 114V113H198ZM210 114V115H209ZM5 115V114H4ZM26 115V114H25ZM109 115V114H108ZM121 115V117H123L122 116V114H120ZM127 115V114H126ZM151 114H149V116H150ZM188 115V114H187ZM201 115H203V114H201ZM21 116V115H20ZM69 115H67V117H68ZM109 116H112V115H109ZM127 116H129V115H127ZM159 116H160V114H159ZM205 116V115H204ZM210 116V117H209ZM211 116H212V118H211ZM35 117V116H34ZM46 117H47V115H46ZM96 117V118H95ZM134 117V116H133ZM137 117H138V115H137ZM136 117V118H137ZM151 117H152V115H151ZM192 117H194V116H192ZM0 118H2V116H0ZM3 118H5V117H3ZM3 118L2 119H0V121L1 120H3ZM22 118V117H21ZM29 118H30V116H29ZM43 118V117H42ZM73 118V117H72ZM76 118V117H75ZM95 118V119H94ZM188 118H190V119H188ZM204 118V117H203ZM18 119V118H17ZM24 119H26V118H24ZM28 119V118H27ZM69 119V118H68ZM137 119H139V118H137ZM148 119V120H147ZM151 119H154V117L153 118H151ZM188 119V120H187ZM193 119V118H192ZM190 120V121H193V120ZM209 119H208V121H209ZM42 120V119H41ZM80 120V119H79ZM128 120H130V118H128ZM127 120V121H128ZM133 120H135V119H133ZM195 120H197V118H195ZM199 120V119H198ZM201 120H205V119H201ZM6 120H4V123H6L5 125H7V122H5ZM59 121V120H58ZM82 121V118H81V120H80V122ZM131 121H132V119H131ZM208 121L206 122V123H208ZM26 122H28L29 123V121L27 120ZM76 123H77V121H75ZM88 122V121H87ZM86 122V123H87ZM195 122V121H194ZM214 122V123H213ZM22 123H24V122H22ZM21 123V124H22ZM44 123H46V122H44ZM73 123H74V121H73ZM150 124H153V123H151V121L149 122ZM191 123V122H190ZM195 123H197V121L195 122ZM194 123V124H195ZM199 123V122H198ZM1 124V123H0ZM27 124V123H26ZM92 124V123H91ZM212 124H214V125H212ZM63 125V124H62ZM78 125H79V122H78ZM84 125V124H83ZM88 125V124H87ZM86 125V126H87ZM95 125V124H94ZM94 125H92L93 127H95ZM198 125V124H197ZM197 125H194V126H197ZM200 125V124H199ZM3 124L2 125H0V133H1V135L2 136H4V135H6V134H4V131H3ZM44 126V125H43ZM80 126H82V123H81V125ZM85 126V127H86ZM191 126H192V124H191ZM207 126V125H206ZM8 127V126H7ZM24 127H27L26 125L24 126ZM47 128V129H49L48 127H47V125H45L44 126V128ZM72 127V126H71ZM93 127H90L88 130H89V133L90 134H94V132H95V129L93 128ZM228 127V128H227ZM33 128V127H32ZM45 128V129H46ZM51 128V127H50ZM84 128V127H83ZM86 128H88V126L86 127ZM109 128H111V125L108 127V129ZM203 128V127H202ZM226 128H227V130H226ZM43 129V128H42ZM46 129V130H47ZM69 129V128H68ZM79 129V128H78ZM17 130H19V129H17ZM25 130V129H24ZM27 130V135H26V137H28L29 138V136H32L33 137V135H29L30 133H31V131H30V129H29V127L26 129ZM38 131V130H37ZM75 131H76V129H75ZM117 131V130H116ZM204 132H205V130H203ZM228 131H230L229 133H227ZM25 132V131H24ZM23 132V133H24ZM63 132V131H62ZM65 132H66V130H65ZM126 132V131H125ZM6 133H8L7 131H6ZM36 133H38V132H36ZM4 134V135H3ZM13 134H15L14 133V131H13ZM44 134V133H43ZM46 134V133H45ZM77 134V133H76ZM208 134H210V133H208ZM0 135V136H1ZM23 135V134H22ZM29 135V136H28ZM47 135V134H46ZM84 135V134H83ZM104 135V134H103ZM197 135V134H196ZM15 136V135H14ZM45 136V135H44ZM65 136H66V134H65ZM124 136V135H123ZM198 136H200V135H198ZM209 136V135H208ZM211 136H213V135H211ZM25 137V136H24ZM67 137V136H66ZM15 138V137H14ZM36 138H38V137H36ZM91 138V137H90ZM125 138V137H124ZM123 138V139H124ZM190 138V139H189ZM195 139H197L198 140V138H200V140H198L199 142H201L202 140H201V137H198V138H196V137H194ZM204 138V137H203ZM202 138V139H203ZM210 138H213V137H210ZM8 139V138H7ZM41 139V138H40ZM44 139H46V138H44ZM103 139V138H102ZM120 139V138H119ZM207 139V141H208V138H206ZM206 139H204L205 140V142H206ZM24 140V139H23ZM59 140V139H58ZM99 140V139H98ZM108 140V139H107ZM111 140H113V139H111ZM126 140V139H125ZM13 141V140H12ZM57 141V140H56ZM120 141V140H119ZM43 142V141H42ZM105 142V141H104ZM107 142V141H106ZM111 142H113V141H111ZM121 142V141H120ZM124 142V141H123ZM209 142H211V141H209ZM14 143H16V141L14 142ZM63 143V142H62ZM71 143V142H70ZM198 143V142H197ZM196 143V144H197ZM7 144V143H6ZM10 144V143H9ZM13 144V143H12ZM68 144V143H67ZM88 144H90V143H88ZM106 144V143H105ZM108 144V143H107ZM110 144V143H109ZM122 144V143H121ZM195 144V143H194ZM193 144V145H194ZM199 144H201V143H199ZM209 144V143H208ZM21 145V144H20ZM31 144H30V140L29 139H27V147H29ZM34 145V144H33ZM69 145V144H68ZM111 145V144H110ZM109 145V146H110ZM22 146H25V145H21V147ZM63 146V145H62ZM82 146H83V143H82ZM88 146V145H87ZM119 146V145H118ZM127 146V145H126ZM151 146H149V147H151ZM189 146V145H188ZM197 146H199V145H197ZM196 146V147H197ZM205 146V145H204ZM204 146H200V147H204ZM0 147H2V145L0 146ZM3 147H4V143H3ZM16 147V145L14 146V147H12V148H15ZM18 147H19V145H18ZM40 147V146H39ZM42 147H43V145H42ZM64 147V146H63ZM84 147V146H83ZM82 147V148H83ZM106 147V146H105ZM173 147H175V146H173ZM173 147H171V148H173ZM179 147H181V146H179ZM207 147H208V145H207ZM7 148H8V146H7ZM54 148H55V146H54ZM90 148V147H89ZM101 148H102V145H101ZM107 148V147H106ZM118 148V147H117ZM153 148V149H154ZM178 148V147H177ZM187 148H190V146L189 147H187ZM199 148V147H198ZM4 149H6V148H4ZM21 149V148H20ZM23 149H24V147H23ZM28 151H29V149L28 148H26ZM30 149H33V148H30ZM35 149V148H34ZM33 149V150H34ZM48 149V148H47ZM152 149V150H153ZM156 149V148H155ZM184 149V148H183ZM190 149H192V148H190ZM219 149V150H218ZM0 150H2V149H0ZM13 150V149H12ZM50 150V149H49ZM53 150V149H52ZM51 150V151H52ZM58 150H59V147H58ZM86 150V149H85ZM105 150H107V149H105ZM114 150H115V147H114ZM113 150V151H114ZM160 150V151H159ZM202 150V149H201ZM201 150L199 151L200 153H201ZM203 150H205V149H203ZM8 151H11L10 150V148H9V150ZM48 151V150H47ZM60 151V150H59ZM77 151V150H76ZM81 151V150H80ZM98 151H100V150H98ZM120 151H121V149H120ZM123 151V150H122ZM151 151V150H150ZM154 151H156V150H154ZM179 151H181L180 149H179ZM178 151V152H179ZM184 151V150H183ZM183 151H181L182 152V154H184L183 153ZM191 151H193V150H190V154H192L191 153ZM0 152H2V151H0ZM13 152V151H12ZM11 152V153H12ZM30 152V151H29ZM40 152V151H39ZM71 152H73V151H71ZM118 152V151H117ZM125 152V151H124ZM123 152V153H124ZM185 152H186V150H185ZM195 153H194V155L196 154V152H197V150L196 151H194ZM10 153V152H9ZM14 153H16V152H14ZM47 153V152H46ZM49 153V152H48ZM58 153H60V152H58ZM78 153H79V151H78ZM107 153V154H106ZM106 156H105V158H106V160H105V163L104 164H102V163H98V164H94V165H96L98 168H99V170H101L102 171V173L103 174H107V176L108 175H110V174H112L113 176H114V178L117 180V181H119L118 180V178H119V176L118 177H116L117 176V174H116V171H117V169L119 170V168H117L118 166H117V164L118 163H120V160L119 159H121V158H124V157H122V154L121 153H115V152H109V151H106ZM146 153H148V151L146 152ZM180 153V152H179ZM198 153V152H197ZM13 154V153H12ZM41 154V153H40ZM51 154H52V152H51ZM75 154V157L77 156V154L76 153H74ZM80 154H81V152H80ZM130 154V153H129ZM182 154H181V156H182ZM44 155H45V153H44ZM73 155V154H72ZM185 155H186V153H185ZM1 156V155H0ZM5 156V154L3 155V157ZM12 156V155H11ZM57 156V155H56ZM98 156V155H97ZM142 156L140 157V158H142ZM184 156V155H183ZM192 155H190V157H191ZM22 157H24V155L22 156ZM49 157V156H48ZM60 159H58L57 161L59 162V164H60V166L61 167H63L64 168V170L67 168V161L68 160H65V158L62 156V155H59L58 156ZM74 156H72V158H73ZM186 157V156H185ZM194 157V156H193ZM11 158V157H10ZM42 158V157H41ZM50 158V157H49ZM145 158V160H142V159H144ZM144 158H142L141 159V162L143 163L144 161H145V164H147L148 163V166L150 165L151 166V164L153 165V168H152V171H151V174L149 175V176H151L154 180H152V182L151 183H147V181H145V187L144 188H142L143 189V194H149L150 195V201L151 202H154V203H152V205L153 206H155L154 204H158V207H161V205L162 204H167V203H169V201H171V198H170V194L169 193H167V191L165 190V188L164 187H166V184H165V186H163V182L164 181H166V180H163L164 179V177H163V174L162 173H165V168H162L161 169V166H164V165H160L161 163H162V161L160 162V158L161 159H164L163 158V156H160L159 154H157V153H154L153 151H152V154H147V155H145V157ZM167 158V157H166ZM186 158H188L189 159V155L186 157ZM4 158H2V160H3ZM12 159V158H11ZM38 159V158H37ZM53 159V158H52ZM125 159V158H124ZM126 159H129L128 157L126 158ZM139 159V158H138ZM193 159V158H192ZM191 159V160H192ZM1 160V161H2ZM9 160V159H8ZM81 160H85L83 163V165H82V167H83V171H84V173L82 172V170H81V172H78V173H75V174H72V173H70V172H68V171H64L65 172V174L67 175V178L71 181V182H73L74 183V189L75 188H77L76 189V191H79V189L80 190H84V187L83 188H80V181H82V183L85 185V186H87V184H88V176L87 175H90V173H87L88 172V170L91 168V167H94L93 166V164L90 162V159L89 158H86V157H84V158H81V157H79V158H77L76 160H75V162L77 161V163L78 162H80ZM134 160V159H133ZM140 160V159H139ZM186 161H187V159H185ZM37 161V160H36ZM119 161V162H118ZM127 161V160H126ZM130 161V160H129ZM186 161H185V163H186ZM4 162V161H3ZM2 162V163H3ZM13 162H14V159H13ZM57 162V163H58ZM82 162V161H81ZM94 162H96L95 160H94ZM104 162V161H103ZM134 162V161H133ZM189 162H190V160H189ZM194 162V161H193ZM241 162V161H240ZM5 163V162H4ZM38 163H40V160H39V162ZM56 163V162H55ZM127 163V162H126ZM139 163V161H137V163H135V165L133 166V169H132V172H129V173H132L131 174V177H129L130 175H128V179H126L125 180V189H126V191H127V195L125 196V198H126V200H120V202H118V203H116L117 204V207H118V209H116V210H118V212L121 210H125V214H124V216H126V220H128L127 222H126V224H124V229L123 230H129V233H127L126 234V237H125V240L123 241L122 239V247L124 248V252L126 253V255H128L129 257V259H130V261H128L127 262V264H132V258H134L135 256L133 255L132 256V249H133V246L134 245H136L137 246V243L136 244H133L132 245V243L130 242H126V239H128V237L130 238V230L131 231H133V232H135V231H138V230H136L137 228H135V227H130L129 225V223H130V217H129V215L133 212L134 214H135V212L137 211V208L138 207H140V208H143V207H145V205H143V204H139V203H142L141 201V199H139L138 200V197L137 196H139L141 193H142V191H140L141 193L139 194V192H138V188H137V185L136 184H134V180H135V178H137L138 176L137 175H139L138 173H139V171H142V170H140V163ZM218 163H217V165H218ZM238 163V162H237ZM79 164V163H78ZM78 164H76V165H78ZM92 164V165H91ZM162 164H165V163H162ZM194 164H196V163H194ZM193 164V165H194ZM103 165H105V166H103ZM249 165V166H250ZM3 166V165H2ZM21 166V165H20ZM34 166V165H33ZM95 166V167H96ZM146 168H147V165H144ZM167 166V165H166ZM194 166H196V165H194ZM198 166V165H197ZM220 166V165H219ZM249 166L248 167H246L247 169L249 168ZM251 166V167H252ZM1 167V166H0ZM19 167V166H18ZM35 167V166H34ZM55 167V166H54ZM72 167V166H71ZM77 167V166H76ZM75 167V168H76ZM143 167V166H142ZM169 167V166H168ZM182 167V166H181ZM185 167V166H184ZM188 167V166H187ZM245 167V166H244ZM243 166H242V169L244 168ZM32 168V167H31ZM74 168V167H73ZM74 168V169H75ZM79 168V167H78ZM190 168H193V166H191ZM190 168H189V170H190ZM195 168V167H194ZM241 168V167H240ZM246 168H245V171H248V170H246ZM261 168V167H260ZM11 169V168H10ZM19 169V168H18ZM58 169V168H57ZM61 169V168H60ZM59 169V170H60ZM142 169H145L144 167L142 168ZM164 169V170H163ZM166 169H167V167H166ZM187 170H188V168H186ZM28 170V169H27ZM32 170V169H31ZM37 170V169H36ZM54 170V169H53ZM162 171V173H160L161 171ZM202 170L204 171V169H201V167H200V169L197 171V172H191L190 173V175L188 174V173H186V174H188V177L187 178H185V181H186V179H187V184L188 185H184V187L185 186H187V188H188V186H189V191H191V199L192 198H194L193 199V201H192V204H193V202L195 203V211H194V213L193 212H191L193 215H194V218H192L191 220H192V222H191V225H192V228H190V226L189 227H186L187 229H189L190 228V232H189V234L187 235V236H182L181 234L183 233H180V231L179 232H177V229H178V223H179V221H177V223H176V221L174 220V221H170V223H169V225H167V228H166V230L163 232V233H165L166 232V234H162V238H164L165 239V241H166V243H168L169 245H171L170 247L173 249H176V246H180V244L179 245H177V244H174V243H176V241H181V239H183V238H186V240H185V243H186V246H184L185 247V250L186 251H183V252H186V255H193L194 254V252L192 251L195 247H197L198 246V243H196V241L198 240V238H201L202 237V235H203V230H207L208 228H206V226H207V224H208V221H207V219H206V217H205V213H206V211H205V209H208V208H205V203H204V196H203V194H204V192H205V187L207 186V184H206V181H205V184H204V181H200L201 179L197 176V173L199 174V173H201L202 174ZM3 171V170H2ZM20 171V170H19ZM23 171V170H22ZM55 171H56V169H55ZM76 171H78V169L76 170ZM92 171H94L93 170V168H92ZM169 171V170H168ZM174 171H176V170H174ZM173 171V172H174ZM186 171V170H185ZM201 171V172H200ZM218 171V172H217ZM255 171H256V169H255ZM262 171V170H261ZM264 171V170H263ZM113 172V173H112ZM146 172V171H145ZM150 172V171H149ZM176 172H178V171H176ZM175 172V173H176ZM181 172V171H180ZM180 172H179V174H180ZM189 172V171H188ZM253 172V171H252ZM258 172V171H257ZM59 173V172H58ZM147 173V172H146ZM157 173H160L161 175L160 176H162L163 178H162V181L160 182L161 184H160V190H159V193H156V191H157V189L158 188H155V185H156V183L155 182H157V180H158V177H160V176H156L157 175ZM168 173V172H167ZM167 173H165L164 175H167ZM171 173H172V171H171ZM182 173V172H181ZM240 173V174H239ZM244 173V172H243ZM242 173V174H243ZM247 173H249V172H247ZM247 173H245L247 176L249 175V174H247ZM262 173V172H261ZM30 174H32V173H30ZM36 174H37V172H36ZM34 175V177L35 176H37V175ZM141 174V173H140ZM169 174V173H168ZM173 175H175L174 173H172ZM176 174H178V173H176ZM184 174V173H183ZM185 174V175H186ZM201 174L199 175V176H201ZM204 174V173H203ZM221 174H222V172H221ZM220 174V175H221ZM238 174L239 175H241V172L240 171H238ZM242 175L241 177H243V176H246V175ZM255 174V173H254ZM3 175V174H2ZM18 175V174H17ZM21 175V173L19 172V175L18 176H20ZM39 175V174H38ZM111 175V176H112ZM172 175V177L174 178L175 176H178V175H175V176H173ZM258 175H259V172H258ZM257 175V176H258ZM261 175H263V174H261ZM259 176L257 179L258 180H260V179H262L263 177L262 176ZM16 176V175H15ZM62 176H65L64 174L62 175ZM121 176V175H120ZM141 176V175H140ZM143 176V175H142ZM170 176V175H169ZM181 176H183V175H181ZM181 176H180V178H181ZM187 176V175H186ZM206 176H207V174H206ZM225 176V175H224ZM223 175H222V178L221 179H223V178H226V177H224ZM254 176L255 175H253L252 176V181H253V183H249V184H252V185H254V184H256V181H258V180H255V178H254ZM24 177V176H23ZM38 177V176H37ZM126 177V176H125ZM124 177V178H125ZM147 177V176H146ZM168 177V175L166 176V178L165 179H168L167 178ZM202 177H205V176H203L202 175ZM240 177V178H241ZM251 177V176H250ZM250 177H249V179H250ZM260 177H262V178H260ZM33 178V177H32ZM64 178V177H63ZM127 178V177H126ZM145 178V177H144ZM143 178V179H144ZM161 178V177H160ZM169 178H171V177H169ZM239 178V179H240ZM245 178V177H244ZM244 178H242L243 180H244ZM247 178V177H246ZM18 179H19V177H18ZM17 179V177L15 178V180H18ZM28 179H30V176H29V178ZM58 179V178H57ZM101 179V178H100ZM121 179V178H120ZM148 179H150V178H148ZM177 179V178H176ZM233 179V180H232ZM32 180H36V179H32ZM56 180V179H55ZM169 180V179H168ZM171 180H174V179H171ZM224 180V179H223ZM232 180V181H231ZM241 180V179H240ZM242 180V181H243ZM0 181H1V179H0ZM143 181V180H142ZM149 181V180H148ZM160 181V180H159ZM227 181V180H226ZM226 181H225V183H226ZM254 181H255V183H254ZM262 181V180H261ZM261 181H260V183H261ZM16 182V181H15ZM31 182V180L29 181V183ZM33 182V181H32ZM31 182V183H32ZM53 182V181H52ZM62 182V181H61ZM167 182V181H166ZM177 182H181L180 180H178ZM218 182H219V180H218ZM220 182H223V181H220ZM248 182V180L246 179V181L244 182V183H247ZM251 182V181H250ZM1 183V182H0ZM169 183V182H168ZM171 183H175V182H171ZM182 183V182H181ZM183 183H184V181H183ZM224 183V182H223ZM225 183H224V186H225ZM241 183H243V182H241ZM16 184H17V186H18V182H16ZM15 184V185H16ZM65 184H66V182H65ZM95 184H97V183H95ZM143 184V182H140V185H142ZM248 184V183H247ZM20 185V184H19ZM67 185V184H66ZM140 185H138V186H140ZM169 185V184H168ZM167 185V186H168ZM172 185V184H171ZM170 185V186H171ZM178 185H180V184H178ZM220 185V184H219ZM221 185H223L222 183H221ZM263 184H261V186H262ZM7 186V185H6ZM31 186V185H30ZM123 186V185H122ZM158 186V185H157ZM173 186H174V188H175V186L176 185H174L173 184ZM208 186H210V185H208ZM216 186V187H215ZM215 188H217V184H215ZM227 185H226V187H228ZM243 186V185H242ZM245 186V185H244ZM246 186H248V185H246ZM257 185H255V187H256ZM260 186V185H259ZM15 187V186H14ZM13 187V188H14ZM32 187V186H31ZM98 187V186H97ZM182 187V186H181ZM180 187V188H181ZM211 187H212V185H211ZM220 187V186H219ZM18 188V187H17ZM16 188V189H17ZM72 188V189H73ZM89 188V187H88ZM132 189V191H130L129 192V189ZM207 188V187H206ZM215 188H214V190H215ZM239 188H240V186H239ZM256 188H258V187H256ZM256 188H255V190H252V186L250 185V187L248 186V188L246 187V189H245V187L243 188L244 190L243 191H240L241 192V200H242V202L244 203V209L241 207L240 209H241V212H242V216L241 217H239L238 218V216H236L237 218H238V220L236 221L237 223H235L236 225V230H237V232L236 233H233V234H236L238 237L240 236V239H242L243 240V243H244V247H242V245L240 246L239 244H235L236 245V247L237 246H240V247H238L237 248V250H239V248H244V249H242V252H241V254L238 252L237 254H240V264H251V262H250V258L249 257H251L250 255L253 253V252H258L257 251V248H260V249H262L261 247H264V198L261 196V188H260V193L256 190ZM15 189V188H14ZM68 189V188H67ZM73 189V190H74ZM141 188H139V190H140ZM156 189V190H155ZM169 189H173V188H169ZM210 189V187H208V189L207 190H209ZM213 189V188H212ZM228 189V188H227ZM232 189V188H231ZM20 190V189H19ZM29 190H31L30 188H29ZM48 190V189H47ZM51 190V189H50ZM69 191H70V189H68ZM170 190V191H171ZM176 190H177V188H176ZM188 190V189H187ZM241 190V189H240ZM28 190H26V192H27ZM185 191V190H184ZM184 191L182 192V193H184ZM210 191V190H209ZM220 191V190H219ZM219 191H213L214 192V194L215 193H218ZM227 191V190H226ZM229 191H231V190H228V192ZM237 191V190H236ZM235 191V192H236ZM264 191V190H263ZM0 192H1V190H0ZM18 192V191H17ZM16 192V193H17ZM155 192V196H153L152 197V194ZM222 192V191H221ZM220 192V193H221ZM232 192V191H231ZM16 193H15V195H16ZM48 193H49V191H48ZM72 193H73V191H72ZM188 193V192H187ZM208 193V191H206V194ZM224 193V192H223ZM227 193V192H226ZM226 193H225V197H226ZM237 194H238V192H236ZM10 194H11V192H10ZM22 195H23V193H21ZM21 194H19L20 195V198H22L21 196ZM29 194V193H28ZM34 194V192L32 193V195ZM66 194H68V192L66 193ZM69 194H70V192H69ZM68 194V195H69ZM83 194V193H82ZM109 194V193H108ZM184 194H186V193H184ZM189 194V193H188ZM210 194V197L211 196H213L212 195V193H209ZM19 195H17V196H19ZM35 195V194H34ZM162 195H163V197H162ZM208 195V194H207ZM218 195V194H217ZM223 195V194H222ZM239 196H240V194H238ZM238 195H236L237 197H238ZM264 195V194H263ZM30 194H29V198H30ZM76 196V198H77V194L75 195ZM80 196V195H79ZM147 196V195H146ZM171 196H173L172 198H174V194L173 195H171ZM232 196H235V194L233 195L232 194ZM2 197V196H1ZM27 197V196H26ZM34 197V196H33ZM81 197V196H80ZM120 197V196H119ZM145 197V196H144ZM178 197H179V195H178ZM184 197V196H183ZM186 197H187V195H186ZM185 197V198H186ZM208 197V196H207ZM209 197V198H210ZM218 197V196H217ZM220 197H222V196H220ZM219 197V201H220V199H222L223 200V198H220ZM14 198H15V196H14ZM32 198V197H31ZM35 198V197H34ZM39 198V197H38ZM82 198V197H81ZM139 198H141V197H139ZM146 198V197H145ZM182 198V197H181ZM185 198H183V200H185ZM231 198V197H230ZM235 198V197H234ZM234 198H232V199H234ZM243 198V199H242ZM2 199H3V197H2ZM78 199V198H77ZM86 199V198H85ZM143 199V198H142ZM160 199H162L163 200V202H162V204L160 203ZM188 200L190 199V197L189 198H187ZM190 199V200H191ZM208 199V198H207ZM206 199V200H207ZM66 200H68V198L66 199ZM74 200V197H73V199H72V201ZM138 200V202H136ZM147 200H149V198H147ZM161 200V201H162ZM189 200V201H190ZM212 200V199H211ZM215 200H216V197H215V199L213 200L214 202H215ZM237 200V199H236ZM1 201V200H0ZM9 201V200H8ZM34 201H36V198L34 199ZM69 201H71V199L69 200ZM90 201V200H89ZM149 201V202H150ZM175 201V200H174ZM229 201H231V199L229 200ZM11 202V201H10ZM9 202V203H10ZM20 202V201H19ZM26 202V201H25ZM40 203H41V201H39ZM117 202V201H116ZM176 202H177V198H176ZM191 202V201H190ZM217 200H216V203H215V206L217 205ZM225 202V201H224ZM233 202V204L235 203V201H232ZM242 202H241V204H242ZM17 203V202H16ZM21 203V202H20ZM35 203V202H34ZM104 203H106V202H104ZM159 203L161 204V205H159ZM175 203V202H174ZM179 203H183L182 201L181 202H179ZM210 203V202H209ZM212 203V202H211ZM222 203V202H221ZM220 203V204H221ZM228 203H230V202H228ZM238 203H240V202H238ZM11 204V206H12V203H10ZM10 204H9V206H10ZM14 204V203H13ZM36 204H38V203H36ZM86 204H87V206H88V208H90V210H92V208H94L93 207V204L92 203H89L88 201L86 202ZM139 204V205H138ZM144 204H146V202L144 203ZM147 204H149L148 202H147ZM176 204V203H175ZM208 204V203H207ZM212 204H214V203H212ZM211 204V205H212ZM232 203H231V205H232V207H235L234 205H233ZM24 204H23V202H22V206H23ZM35 205V204H34ZM67 205V204H66ZM72 205V204H71ZM71 205H70V207H71ZM103 205V204H102ZM149 205H151V203L149 204ZM148 205V206H149ZM182 205V204H181ZM194 205V204H193ZM218 205H219V203H218ZM229 205V204H228ZM10 206V208H12ZM13 206H15V205H13ZM16 206H17V204H16ZM49 206V205H48ZM65 206V205H64ZM152 206V207H153ZM166 206H168V205H166ZM165 206V207H166ZM189 206V205H188ZM208 206H210L209 204H208ZM221 206V205H220ZM237 206V205H236ZM239 207H240V205H238ZM38 207H39V205H38ZM59 207H60V205H59ZM77 207V206H76ZM85 207V206H84ZM119 207H123L122 209H119ZM149 207H151V206H149ZM157 207V205L155 206V208ZM165 207H164V209H165ZM169 207V206H168ZM168 207H166V208H168ZM183 207V206H182ZM187 207V206H186ZM192 207V208H191ZM217 207H219V206H217ZM232 207H230L231 209H234V208H232ZM4 208V207H3ZM16 208V207H15ZM20 208V207H19ZM23 208V207H22ZM69 208V207H68ZM140 208L138 209V211H141L140 210ZM147 208V207H146ZM172 208H173V205H172ZM190 208L191 209H193L194 210V207L191 205L190 206ZM189 207L188 208H185V209H190ZM220 208V207H219ZM226 208V207H225ZM18 209V207L15 209V210H17ZM143 209H145V208H143ZM153 210V209H151V208H148V210ZM159 209H161V208H158V210ZM176 210H177V212H179L178 211V209H179V207H178V209L177 208H175ZM182 209V208H181ZM209 209H211V208H209ZM216 209V208H215ZM222 209H224V207L222 208ZM222 209H221V211H222ZM239 209V208H238ZM21 210H23V209H21ZM20 210V211H21ZM42 210V209H41ZM69 210V209H68ZM83 209H81V211H82ZM146 210V209H145ZM145 210H142L143 212H141L142 214L144 213V211ZM147 210V211H148ZM157 210V209H156ZM172 210V209H171ZM171 210H169V212L171 211ZM212 211H213V209H211ZM217 210V209H216ZM215 210V213H214V211L211 213L212 215H213V213L216 215V216H218V217H214V219L215 218H218V220H220V218L219 217H221L222 215H224V214H222V212H220L219 210L218 211H216ZM227 210V209H226ZM235 210V209H234ZM243 210V211H242ZM70 211V210H69ZM147 211H145V212H147ZM150 211V212H151ZM155 211V210H154ZM153 211V212H154ZM166 211V210H165ZM165 211H162V209H161V212H164V213H162L163 215H166L165 214ZM175 211V210H174ZM181 211V210H180ZM209 211V210H208ZM228 211H230V210H228ZM236 211H237V209H236ZM13 212V211H12ZM18 212V210L16 211V213ZM64 212H65V210H64ZM71 212V211H70ZM77 212H78V210H77ZM77 212H76V214H77ZM83 212H85V211H83ZM87 212H89L88 210H87ZM117 212V211H116ZM160 212V213H161ZM169 212H168V215H169ZM176 211H175V213H177ZM182 212L183 211H181V212H179V213H181L182 214ZM187 212V216L189 215V210L188 211H186ZM239 212V211H238ZM237 212V214H239ZM9 213V212H8ZM15 213V211L13 212V214H16ZM21 213V212H20ZM43 213H45V212H43ZM69 213V212H68ZM79 213V212H78ZM97 213V212H96ZM104 213V212H103ZM140 213V212H139ZM152 213V212H151ZM157 213H158V211H157ZM171 213V212H170ZM209 213V212H208ZM234 213V212H233ZM18 214V213H17ZM23 214V213H22ZM80 214V213H79ZM88 214H90V212L88 213ZM87 214V215H88ZM146 213H144V215H145ZM149 214V213H148ZM156 214V213H155ZM210 214V213H209ZM225 214H227V216H228V213H225ZM231 214V213H230ZM229 214V215H230ZM96 215V214H95ZM136 215H138V214H136ZM152 215H154V214H152ZM177 215H178V213H177ZM176 215V216H177ZM191 215V214H190ZM193 215L191 216V217H193ZM17 216V215H16ZM65 216V215H64ZM67 216V215H66ZM140 216V215H139ZM138 216V217H139ZM156 216V215H155ZM176 216H173L174 218H176ZM185 216V215H184ZM208 217H210L209 215H207ZM234 216V215H233ZM2 217V216H1ZM62 217V216H61ZM133 217V216H132ZM137 217V218H138ZM144 217V216H143ZM151 217V216H150ZM178 217H179V215H178ZM182 217V216H181ZM186 217V216H185ZM207 217V218H208ZM223 217V216H222ZM63 218V217H62ZM82 219H83V217H81ZM105 218V217H104ZM134 218V217H133ZM151 218H153V217H151ZM169 218H171V217H169ZM173 218V219H174ZM189 218H190V216H189ZM188 217H187V221H188V219H189ZM224 218V217H223ZM222 218V219H223ZM228 218H230V216L228 217ZM233 218V217H232ZM88 219V218H87ZM99 219V218H98ZM120 219H121V217H120ZM123 219V218H122ZM139 219V218H138ZM138 219H136V220H138ZM141 219V218H140ZM144 218H142L141 220H143ZM148 219V218H147ZM172 219V218H171ZM177 219H179V218H177ZM181 219V218H180ZM210 219V218H209ZM208 219V220H209ZM213 219V220H214ZM2 221H3V219H1ZM80 220V219H79ZM78 220V221H79ZM84 220V219H83ZM82 220V221H83ZM86 220V219H85ZM99 220H101V219H99ZM104 220V219H103ZM124 221H125V218L123 219ZM141 220H139V222L141 221ZM148 220H150V218L148 219ZM182 220H184L183 218H182ZM182 220H180V221H182ZM190 219H189V221H191ZM212 220V219H211ZM218 220H215V221H218ZM226 220H228V219H226ZM236 220V219H235ZM70 221H71V219H70ZM81 221V220H80ZM81 221V222H82ZM145 221V220H144ZM143 221V222H144ZM153 221H154V219H153ZM152 220H151V222H153ZM215 221H210V222H215ZM223 221V220H222ZM221 221V222H222ZM8 222V221H7ZM12 222V221H11ZM84 222V221H83ZM102 222V221H101ZM134 222V221H133ZM162 222V221H161ZM161 222H160V224H161ZM220 222V221H219ZM223 222H225V220L223 221ZM227 222V221H226ZM230 222H231V219H230ZM9 223V222H8ZM69 223V222H68ZM100 223V222H99ZM122 223H124V222H122ZM138 223V222H137ZM141 223V222H140ZM145 223V222H144ZM186 223V222H185ZM229 223V222H228ZM227 223V224H228ZM80 224V223H79ZM107 224V223H106ZM132 224V223H131ZM133 224H136V223H133ZM149 224V223H148ZM180 225H181V223H179ZM213 224V223H212ZM216 224H217V222H216ZM215 224V225H216ZM222 224H225V223H222ZM227 224H225V227H226V225ZM230 224V223H229ZM8 225V224H7ZM12 225V224H11ZM17 225V224H16ZM71 224L69 223V226H70ZM75 225H76V222H75ZM139 225H143V223H141V224H138L137 226H139ZM153 225L155 226V224L153 223ZM163 225H164V223H163ZM178 225V226H177ZM184 225V224H183ZM183 225H182V227H183ZM188 225V224H187ZM14 226H15V224H14ZM50 226V225H49ZM83 226V225H82ZM93 226H94V224H93ZM108 226V225H107ZM134 226V225H133ZM208 226H210V224H208ZM218 226H219V224H218ZM220 226H223V225H220ZM229 226H231V224L229 225ZM81 227V226H80ZM104 227H106V226H104ZM103 227V225L101 226V228H104ZM119 227H121V226H119ZM147 227H149V226H147ZM152 227V226H151ZM212 227V226H211ZM232 227V226H231ZM231 227H230V229H229V227H228V229H229V231L231 230ZM12 228H16V226L15 227H12ZM18 228V227H17ZM93 228H95V227H93ZM100 228V227H99ZM160 228H162V227H160ZM165 228V227H164ZM184 229H185V227H183ZM217 228V227H216ZM222 228V227H221ZM235 228V227H234ZM79 229V228H78ZM83 229V228H82ZM81 229V230H82ZM121 229V228H120ZM147 229H149V228H147ZM152 229H155L154 227L152 228ZM222 229H224V228H222ZM227 228L225 229L226 231L228 230ZM80 230V229H79ZM84 230V229H83ZM99 230V229H98ZM105 230H108V228H106ZM141 230H143V229H139V231H141ZM156 230V229H155ZM180 230V229H179ZM217 230V233H222V230L221 231H218V228L216 229ZM235 230V229H234ZM2 231V230H1ZM71 231V230H70ZM86 231V230H85ZM104 231V230H103ZM109 231V230H108ZM119 231H121V230H119ZM147 231V230H146ZM149 231V230H148ZM148 231H147V233H148ZM160 231H161V229H160ZM79 232H81L82 233V231H79ZM93 232V231H92ZM101 232V231H100ZM106 232V231H105ZM104 232V233H105ZM111 232V231H110ZM157 232V231H156ZM201 232H202V234H201ZM205 232V231H204ZM212 232V231H211ZM231 232V231H230ZM71 233V232H70ZM93 233H96V232H93ZM104 233H101V234H103V235H101L100 233H99V235H98V233H96V235H98V236H100L101 235V237H103L105 234ZM161 233V232H160ZM187 233V232H186ZM210 233V232H209ZM216 233V232H215ZM214 233V235H216ZM226 233H228V231L226 232ZM75 234V233H74ZM80 234V233H79ZM83 234V233H82ZM81 234V235H82ZM84 234H85V232H84ZM83 234V235H84ZM123 234H124V232H123ZM159 234V233H158ZM212 234V233H211ZM211 234H210V236H211ZM71 235V234H70ZM77 235V234H76ZM95 235V234H94ZM146 235V234H145ZM184 235V234H183ZM217 235H219V234H217ZM230 235V234H229ZM228 235V236H229ZM235 235V236H236ZM73 236V235H72ZM84 236H86V235H84ZM110 236H111V234H110ZM144 236V235H143ZM157 236H161V235H157ZM206 236V235H205ZM213 236V235H212ZM220 236H222L223 237V235H220ZM235 236H233V237H235ZM12 237V236H11ZM36 237V236H35ZM34 237V238H35ZM77 237V236H76ZM100 237V238H101ZM105 237H107V236H105ZM114 237V236H113ZM116 237V236H115ZM131 237H133V236H131ZM151 237V236H150ZM153 237V236H152ZM150 238V239H147V240H150L151 241V239H153V238ZM183 237V238H182ZM188 237V238H187ZM214 237V236H213ZM213 237H209V239L210 238H213ZM238 237H236V238H238ZM71 238V237H70ZM74 238H75V236H74ZM80 238H82V236L80 237ZM116 238H118V237H116ZM124 238V237H123ZM136 238V237H135ZM142 238V237H141ZM207 238V237H206ZM223 238H225V237H223ZM83 239H85V237H83ZM102 239V238H101ZM111 239H114V238H111ZM155 239H157V238H155ZM159 239V238H158ZM204 239V238H203ZM216 239V238H215ZM222 239V238H221ZM221 239H219V240H221ZM2 240V239H1ZM68 240V239H67ZM82 240V239H81ZM87 240V239H86ZM144 240V239H143ZM154 240V239H153ZM162 240V239H161ZM160 240V241H161ZM225 240V239H224ZM226 240L227 241H229L228 240V238H226ZM241 240V241H242ZM35 241V240H34ZM71 241H72V239H71ZM118 241H120V240H118ZM136 241V240H135ZM135 241H133V242H135ZM149 241V242H150ZM156 241V240H155ZM160 241H159V243H160ZM164 241V242H165ZM203 241V240H202ZM207 241V240H206ZM222 241V240H221ZM46 242V241H45ZM61 242V241H60ZM83 242H84V240H83ZM82 242V243H83ZM97 242V241H96ZM102 242H104V240L103 241H101L100 243H102ZM121 242V241H120ZM137 242V241H136ZM147 242V241H146ZM145 242V243H146ZM149 242H147V243H149ZM153 242V241H152ZM151 242V243H152ZM157 242V241H156ZM156 242H155V244H156ZM163 242V243H164ZM183 242V241H182ZM204 242H205V240H204ZM212 242V241H211ZM213 242H215V241H213ZM239 242H240V240H239ZM14 243V242H13ZM71 243V242H70ZM81 243V244H82ZM84 243H86V242H84ZM83 243V244H84ZM98 244H99V242H97ZM115 243V241H113L112 240V244H114ZM181 243V242H180ZM200 243V242H199ZM222 243H225V241L224 242H222ZM227 243H229V242H227ZM233 243V242H232ZM61 244H63V243H61ZM73 244V243H72ZM77 244V243H76ZM139 244V243H138ZM140 244H142V243H140ZM144 244V243H143ZM150 244V243H149ZM162 244V243H161ZM205 244H206V242H205ZM216 244H219V245H221V242L219 243V242H217ZM231 244V243H230ZM242 244V243H241ZM11 245V244H10ZM51 245V244H50ZM69 245V244H68ZM75 245V244H74ZM95 245H97L96 243H95ZM146 245V244H145ZM166 245V244H165ZM158 245V247L157 248H154V249H156V252L153 250V252H155V253H157L158 254V257L156 258V256H154L153 258V261H151V262H146V264L148 263V264H166V261H165V257H167V256H169V255H167V256H165V253L162 251V246H164V247H169V245ZM176 245V246H175ZM182 245V244H181ZM200 245V244H199ZM212 245V244H211ZM229 245V244H228ZM62 246V245H61ZM73 246V245H72ZM113 246V245H112ZM111 246V247H112ZM142 245H140L139 246V249H142V248H140ZM144 246V245H143ZM150 246V245H149ZM148 246V247H149ZM153 247H155L154 245H152ZM201 246V245H200ZM205 247H206V245H204ZM216 246V245H215ZM214 246V247H215ZM227 246V245H226ZM226 246H224V245H222L221 247H224V248H222L223 250H226ZM234 246V245H233ZM56 247V246H55ZM69 247V246H68ZM74 247H76V246H74ZM80 247V246H79ZM81 247H83V245H81ZM81 247L79 248V249H81ZM84 247H85V245H84ZM83 247V248H84ZM107 247H109V245L107 246ZM106 247V248H107ZM135 247V246H134ZM147 247V248H148ZM152 247V248H153ZM159 247H161V248H159ZM167 247H166V249H167ZM184 247L183 246H180V248H183V250H184ZM209 247L210 246H208V249H209ZM217 247V246H216ZM65 248V247H64ZM63 248V249H64ZM122 248V249H123ZM137 248H138V246H137ZM145 248V247H144ZM146 248V250H144L145 252L144 253H146V251H148V249ZM203 248V247H202ZM229 248V247H228ZM33 249V248H32ZM73 249V248H72ZM71 249V250H72ZM85 249V248H84ZM110 249V248H109ZM134 249H136V248H134ZM133 249V250H134ZM139 249H136V250H134V252L133 253H135V251H139ZM164 250H166L165 248H163ZM210 249H211V247H210ZM220 249V251H221V248H219ZM234 249V247L232 248V250ZM259 249V250H260ZM1 250V249H0ZM70 250V249H69ZM74 250V249H73ZM149 250H151V246H150V249ZM176 250H178V249H176ZM205 250H207V249H205ZM212 250H214V249H212ZM237 250H236V252H237ZM255 250V251H254ZM55 251V250H54ZM86 251V250H85ZM123 251V250H122ZM137 251V252H138ZM141 251V253H142V250H140ZM166 251H169V249L168 250H166ZM171 251V250H170ZM169 251V252H170ZM180 251H182V250H180ZM201 251H203L204 252V250L203 249H201ZM210 251L211 250H209V253L208 254H210ZM216 251V250H215ZM219 251V252H220ZM240 251V250H239ZM263 251V250H262ZM70 252V251H69ZM111 252V251H110ZM207 252H208V250H207ZM227 252H230V251H228V249H227ZM232 252V251H231ZM264 252V251H263ZM15 253V252H14ZM13 253V254H14ZM109 253V252H108ZM150 253H151V251H150ZM148 254V256L149 255H152V254ZM181 254L180 255H182V252H180ZM206 253V252H205ZM223 253V252H222ZM234 252H232V254H233ZM6 254V253H5ZM103 254V253H102ZM171 254H174V252H172ZM177 254H179V252L177 253ZM185 254V253H184ZM197 254V253H196ZM200 254V253H199ZM198 254V255H199ZM203 255H204V253H202ZM214 254H216V253H214ZM213 254V255H214ZM226 254V253H225ZM232 254H227V255H232ZM257 254V253H256ZM12 255V254H11ZM111 255V254H110ZM143 255V254H142ZM144 255H146V254H144ZM154 255V254H153ZM206 255V254H205ZM227 255H225V256H227ZM54 256V255H53ZM71 256V255H70ZM107 256L108 255H106V258H107ZM137 256V255H136ZM139 256H141V254H139ZM147 256V257H148ZM174 256H177V255H174ZM193 256H196V255H193ZM217 256H221V253H220V255H217ZM216 256V257H217ZM224 256V255H223ZM225 256H224V258H225ZM229 256H228V258L227 259H234L233 260V262H235V259H236V257L234 258L233 256H231V257H233V258H229ZM235 256H237V255H235ZM1 257V256H0ZM39 257V256H38ZM102 257H104V256H102ZM111 257H113V255H111ZM143 257V256H142ZM152 257V256H151ZM150 257V258H151ZM198 257V256H197ZM238 257V256H237ZM253 257H257V256H253ZM252 257V258H253ZM10 258V257H9ZM14 258V257H13ZM56 258V257H55ZM74 258V257H73ZM137 258V257H136ZM136 258H134L135 259V262H136ZM139 259H138V262H140L141 260H140V257H138ZM144 258V257H143ZM178 258H180V257H177V261L179 260L180 262H181V258H182V256H181V258L180 259H178ZM198 258H200L201 259V257H198ZM204 258V257H203ZM208 258V257H207ZM210 258V257H209ZM208 258V259H209ZM218 258V257H217ZM86 259V258H85ZM94 259V258H93ZM99 259H101V256H100V258ZM104 259V258H103ZM109 259V258H108ZM116 259V258H115ZM149 258H147V260H148ZM169 258H167V261L169 262V260H168ZM185 259V258H184ZM189 259H191V258H189ZM194 259V258H193ZM205 259V258H204ZM214 259V258H213ZM213 259H211V261H213L214 262V260ZM262 259V258H261ZM7 260V259H6ZM9 260V259H8ZM11 260V259H10ZM107 260V259H106ZM105 260V261H106ZM113 260V259H112ZM173 260V259H172ZM192 260V259H191ZM225 259H221V262H219V263H222V261H224ZM238 260V259H237ZM2 261V260H1ZM70 261H71V259H70ZM90 261V260H89ZM111 261V260H110ZM114 262L113 263H115L116 261L115 260H113ZM144 260H142V262H143ZM146 261V260H145ZM178 261V262H179ZM193 262H195V260H192ZM199 261H201V260H199ZM210 260H208V262H209ZM226 261V260H225ZM251 261H253L252 263H254V259L253 260H251ZM256 261V260H255ZM262 261V260H261ZM54 262V261H53ZM101 261H99V263H100ZM119 262V260L116 262V263H118ZM141 262V263H142ZM175 261H173L172 263H174ZM192 262V263H193ZM227 262V261H226ZM242 262V263H241ZM257 263H259V261L257 260L256 261ZM7 264H8V262H6ZM12 263V261L10 262V264ZM71 262H69V264H70ZM86 263V262H85ZM88 263V262H87ZM86 263V264H87ZM91 263V262H90ZM110 263V262H109ZM108 263V264H109ZM113 263H111V264H113ZM134 263V262H133ZM145 263V262H144ZM192 263H190V264H192ZM205 263H206V261H205ZM216 263V262H215ZM225 263V262H224ZM14 264V263H13ZM68 264V263H67ZM101 264H105V262H103V263H101ZM140 264V263H139ZM174 264H186V263H174ZM188 264V263H187ZM195 264V263H194ZM199 264H201V263H199ZM203 264V263H202ZM210 264H211V262H210ZM223 264V263H222ZM229 264H230V262H229ZM234 264V263H233ZM263 264V263H262Z\"/></svg>","mask_w":264,"mask_h":264}]
</instances>
